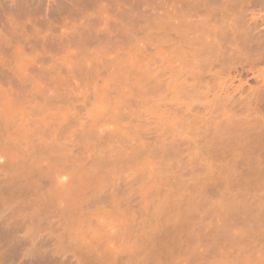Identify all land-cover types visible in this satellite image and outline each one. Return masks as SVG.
<instances>
[{
    "label": "rangeland",
    "instance_id": "374dc122",
    "mask_svg": "<svg viewBox=\"0 0 264 264\" xmlns=\"http://www.w3.org/2000/svg\"><path fill=\"white\" fill-rule=\"evenodd\" d=\"M8 1H10V0H6L4 2H3V0L0 1L1 4H3V3L5 4V6H4V4L3 5L0 4V7L2 6L1 7L2 10L0 8V15H1L0 16L1 17L0 18V20H1L0 21L1 22L0 23V29L3 30L6 28L9 30L12 28L11 25H14L13 27H17V28H15V29L12 28V30H15V33L13 31L9 30L11 32L10 33L7 30L9 32L8 34H7L6 29H5V32H3L4 30L3 31L0 30L1 31L0 37L2 36L3 40H4L3 41L2 37H1V41L3 42V45L1 44L2 42L0 41V47L4 48V49H0V52H2L0 54L2 55L5 52L6 53L4 55L7 54V56H5L6 58L2 55L4 57V59L1 58L3 61L2 60L0 61V80H1L0 81V87H1L0 90L4 91V92L0 91L1 92L0 93V128H1L0 129V132H1L0 133V155H1L0 156V264H178V263L179 264H182V263L183 264L184 263L190 264V262L191 263L193 262L192 264H223L222 262H224V264H236V263L239 264V262H240V264H243V262L245 263V261L247 262V264L248 263L252 264V262L254 260H257L258 258L261 259V260L258 259L259 263L264 264V262H260V261L264 260V258H263L264 256H262V255H264V251H263L264 249L260 248V245H261L260 242L262 241L264 243V239H263L264 235L262 236V234H264V232H263L264 231V224H260V225L258 224L261 227H256V225H255L256 222L259 223V220L264 216V211H263L264 210V171H263V169H264L263 168L264 167V138L259 140L258 142L254 139L256 141V147L253 145L255 143L254 140H252L253 143L249 142L250 145L253 146L252 147L253 150L250 148L251 146L248 143L243 144L245 146H241V147L238 146L241 150H245L246 152L250 151L249 155H251L250 153H252L251 156L252 157L254 156V159H256V160L251 161L250 159H253V158L250 157L249 155H247V156H249L250 159H248V157H246V158L243 157L244 155L246 156V152L242 156L239 155L241 153H238L237 158H238V156L239 157L241 156L243 158L242 162H240V160L242 158L240 157V159L238 161V159L235 158L234 156L233 157L231 156L230 161H229V157H230L229 155H232V153L226 154L225 152L228 149H226L225 148L226 146H224V145H223L224 146L223 149H226V150H224L225 152L223 150H221V148H222L221 145H220L221 148L218 149V151H217V149L216 150L214 149L215 151H217V155H220V156H219V160L217 158V155L213 159L212 155L215 152L213 150V147L217 148V146H215L211 143L209 144L210 141L208 142V141H206V139H205L206 143H205V141L203 142L204 139L202 140V138L205 137V135H204L205 133L200 134V132L202 130H204V132H205L206 128L211 130V131L207 130V132L213 133L215 131V124H216V126L218 125V127H219V125L220 126L222 125V123H221L222 119H223V123H224L226 118L227 119L230 118L229 115H228L229 117L225 118L226 115L220 114V111H222V110H223V113H224V111L226 113V110H224V109H226V107H224L225 103H226L225 106H227V112H233L234 110L237 111L238 109H240L239 107H242L243 108V109L241 108L242 110L246 109L248 111L249 108L247 109V106L249 105V107H250L253 105L251 108L253 109L255 107L257 110L259 109L258 107L260 106L261 107L260 112H262V115H264V101H263L264 90H262V89H264L263 88L264 86H262V81L264 83V80H262V79H264V75H263L264 71L260 70L261 68H264V61H263L264 56H262L259 59V58H257L258 54L253 53L252 55L250 54L251 57L250 56L249 57L248 56L239 57V58H241V59H237L239 64L237 61H236L237 63L236 62L233 63L231 61L233 63V64L232 63L231 64L233 66H236L235 68H233L234 70L231 69L232 66L230 67L229 64L224 65L225 67L222 66L224 71L222 69H220V66L217 65L219 67L218 69H220V71L217 69L219 71V73L221 72V70L224 72V73L221 72L220 74L218 72H216V73H218V77L217 76L216 77L222 81V82H220L221 84H218L219 79L217 81L215 76H214V74H216L215 71H217L215 69V68H217L215 66L216 63L214 65L215 68L212 66L213 67L212 68L213 69L212 74H211L212 70L211 69H210L211 71L209 70L210 67H207V70L210 71L209 74H211L212 76L208 75V73H207L208 71L206 69H205L206 70L205 73H203V72L201 73V71H203V70L198 71L194 68V70H195V72H194L193 68H192V67H194V65H191L192 66L191 67L190 64L185 66V65H182L181 63H179L183 60V58H181V56H179L180 51L177 52L178 56H176L175 55L176 53L174 54L173 49L171 48V45H172L170 43L171 37H169V39H168V36L164 35L167 32H170V31H168L169 29L166 27H162V30H163V28L167 29V31L163 32L159 28H158V30L155 29L158 27L157 25H156L157 27H155V28L153 27L154 26L153 23H155V20L157 18L156 17L157 14H160L161 11L163 10L162 7H164V5L166 4L164 8H166V6H167V9L169 8L168 6H170V4L167 0H165L166 2L163 0H153L152 2H150L151 0H135V2H137V4H139L141 6V7L137 6L139 8H136V6H135V8L138 9L137 11L139 14L137 13L136 9L134 8V5H135L134 0H131V3H128V1H130V0H127V1L123 0L126 3H121L122 0H120L118 3H121L122 5L128 4V6H129V4L131 5L133 3L134 5L132 4V6H133L132 9H134V12L137 13L139 17L136 14H134V15H136L137 19H139V22L141 19L143 21H141L140 23L138 22V24H136L137 23L136 18L132 14L133 10L129 12V10H131V6L126 7L124 5L125 8L123 9V12H124V10L129 12L128 13L129 15H127L125 12L126 17L128 16L127 18L129 19V16H132V18H134V19L130 18L131 21L129 20V22L127 23V21H128L127 18L126 17L124 18L125 15H123L124 20H122V17H121L122 15L121 16L118 15L119 19L121 18L120 21L121 20H122L121 22L124 21L123 25L126 26V30H124V31L122 30V33L124 32L123 36H125V38L127 39V36L124 35V34H127L126 31L127 32L131 31L133 26L137 25L136 28L134 26L135 31L133 30V32H132L134 34H132L130 32H128V33L132 34L129 36H132V37L135 36V38L137 37L138 39L133 38V39H135L134 40L135 43L132 42V44H133V46H132L131 41H133V39L130 40V38H129L128 42L130 41L129 42L131 44V46H130V44H128V42L126 43L127 40L125 41L124 40L125 38L123 37V39L122 38L121 39L123 41H125V43H122V41H121V44L118 47H115V46L113 47L114 43L112 44V46H111V44H109V42L107 44H105V41H109V40H110V43H111V40H112V42H114V38L113 37L109 38V36L118 35V33L122 29L120 27H122L123 25L120 24L121 26L119 27V24L117 22H120V21L118 20V17L116 14L115 15L117 17V22L116 23L112 22V23L115 25V27L117 29H120L118 32H116L114 34L113 30H111V32L109 31L111 28L112 29L115 28L112 26L113 24L108 25V26L111 25L110 29L108 28L107 25H102L100 28V29L105 28V31L103 29H102L103 31L101 30L102 32H106V33L110 32L111 33V34L109 33L110 35L108 34L109 36L107 35L108 39L106 38L107 36H105L106 33H104L103 34L104 36H103L101 34L102 32L99 29H98V31L100 34H97V35H99V37H98L96 35L97 28H95L96 29L95 30L94 29L95 26H93L96 23L94 21H97L98 27L101 24H103V20H105V22H107V20H108V23L111 20L116 21V20L110 19L109 17L111 16L112 13H114L113 11H115V13L117 12V10H115L114 7L115 6L117 7L118 3L116 1H118V0H116V1L113 0L114 1L113 7H110L111 2L113 3V1L108 0V3H107V2H104V0H103L102 5H105L104 8H105L106 12L109 9L114 8L112 12H110V10H109L107 13L106 12L101 13V11H102L101 7L102 6L100 3L102 0L101 1L100 0H92V1L91 0H85V1L81 0L80 2L82 4L77 3V1H71V0H70V2H72V3L70 4V2H68V0H63V1L61 0L62 6L60 4L61 1L58 0L59 6H61V7L58 6V3H56L57 5L54 3L57 0H55V1L52 0V3L55 4V5L52 4L54 7L53 6L50 7V5H48L49 2L51 3L50 0H39V1H41L40 3L43 4L44 6L46 4V6H45L46 8L43 5L40 6L39 1H38V3H39L38 4L37 0L36 1H34V0H32V1L31 0H27V1H25V0H23V1L22 0H11V1L15 2L11 5L18 3V6L14 5V8L16 6L15 9L14 8L12 9V6L9 4L10 2H8ZM21 1L23 4L26 2L27 7L25 6V4L23 5V6H25V8H23L21 6L19 7V5H22ZM29 1L31 4L29 3ZM86 1L87 2L90 1L89 3L93 2V4H89L86 6V4H88ZM161 1H162L163 5H162ZM224 1L226 2V0H224ZM32 2L37 7L34 6V4ZM47 2H48V4H47ZM63 2L69 3L70 6H68L69 4L68 5L64 4ZM73 2H74V4H77V5H74ZM158 2L160 3V5ZM225 2L222 4L221 9L226 8V9H228L227 11H231L229 8H230V6L234 5V3H232V2H235V0L234 1L233 0L228 1V2H231V3H229L230 5H228L227 2L225 4ZM6 3H7V5H6ZM115 3H116V5H115ZM95 4L98 6H101L99 8V10H97L98 7L96 8V6L94 7V10L91 9L92 8L91 5L93 6ZM121 4H120V6H121ZM29 5H32L33 7L31 6V8H29L28 7ZM78 5L79 6L82 5V7H83L80 9L83 11H81V12H79L80 10L78 11L80 14H78L76 12V9H78V8H76L75 6L78 7ZM227 6H228V8H227ZM234 6L232 8H235ZM41 7L42 8L44 7V8L41 9ZM49 7L50 8L53 7L52 11H51V9H49ZM57 7H59V8H57ZM63 7H65V8H63ZM67 7H69L68 8L69 10H66ZM122 7L123 6H121V8ZM20 8L22 10H20ZM26 8H29V9L34 10V11L35 10L37 11V9H38L39 17L43 13L42 16L44 17L43 18L44 22H40L41 21V20H39L40 18L31 19V17L37 18L38 13L34 14L35 13L34 11L29 12V9L26 10ZM62 8L64 10H62ZM74 8H76L75 13H77V15H74L75 14L73 12ZM117 8H118V10L120 9V7H117ZM152 8L155 10H153ZM159 8H161V11ZM16 9L18 11H15ZM53 9L55 11L58 10V12H59V9H61L62 12L60 11L61 13L60 12L57 13V11H56V13H52V12H54ZM85 9L87 10L86 12H84ZM167 9H165L164 12H166ZM3 10H5V11H3ZM8 10L10 11V14H9ZM23 10H26L25 11L26 14H27V11L29 12L28 14H31V12H32L31 15L34 14V16H31V17L29 16L31 20H27V21L23 22V20L29 19V17L25 18L28 14L26 15L25 12L22 13ZM42 10H44V12ZM89 10L91 13L89 12ZM63 11L68 12V13L66 12L67 16L65 13H63ZM92 11H94V12H92ZM103 11H104V9H103ZM119 11H120L119 13H121L122 10L120 9ZM3 12H5L4 14H5V17L7 18V20L3 16L4 15ZM13 12H16L14 14V20L16 19L18 21L17 18H21V21H20V19L18 22L14 21L15 23L17 22L16 23V24H18L17 26H15L16 24L13 23V20L11 21L12 22L11 23L8 19V16L9 15L11 16V14H13ZM18 12H19V14H17ZM40 12H41V14H40ZM47 12L51 15V17H50V15H47V17H48L47 19H49V17H50V19L53 20V18H54L53 21L50 19L49 20L51 22H49V20L46 21L47 20L46 14H48ZM153 12H155V13H153ZM81 13H82V15H81ZM85 13H87V14H85ZM100 13L102 14V17L99 16ZM23 14H24V16H23ZM54 14H59L62 17H60L59 15H54ZM83 14H84V16H86V15L89 16V17H87V16L86 17L90 19V20L88 19L91 23L90 25L93 24L92 25L93 27H91V28H93V30H95L94 34L96 37L99 38V41H102L101 38H103V37L106 38V40L103 39L104 44L102 41V44L101 45L97 44L98 46L96 47V44H93L95 42L90 43L95 37L93 36L94 37V38L92 37L93 39L90 38L93 35L92 30L91 31L88 30L89 28L83 29V27L85 26V24L87 22L86 20L84 21ZM155 14H156V16H155ZM15 15H17V17ZM18 15H19V17H18ZM79 15H81L82 18H80ZM105 15H106V18H105ZM152 15H154V16H152ZM70 16H72V17H70ZM74 16H75V19H74ZM77 16H79L80 19ZM116 17H113V18H116ZM154 17H156V18L154 19ZM162 17H163L162 18L163 21L166 22V20H165L166 17H164V16H162ZM4 18H5V21L3 20ZM11 18L13 19V17H11ZM11 18H10V20H11ZM22 18H23V20H22ZM60 18L61 19L63 18V19L61 20ZM67 18L68 19L70 18V20L68 21ZM91 18L96 19V20L93 21V19H91ZM100 18H105V19L102 20ZM99 19L102 21L101 24H100ZM151 19L154 20V22ZM160 19L158 21H160ZM162 19H161V21H162ZM34 20H37L39 23H37V21H34ZM78 20H79V22H78ZM132 20L133 21L135 20V22H133L134 24L131 23ZM32 21H34V23H36L38 25L36 26V24H33ZM54 21H55V23H52ZM89 21L87 22L88 24H89ZM148 21L150 23H148ZM158 21H156L155 24H157ZM252 21L257 26L256 30L253 33H255L258 41L260 40L259 42L264 44V40H263L264 39L263 38L264 37V8L261 10L259 9V11L254 12V15L252 16ZM3 22L5 25L3 24ZM8 22L10 23L11 28H10V26L8 27V25H9ZM30 22L33 24L34 27H32V24H30ZM7 23H8V25H7ZM44 23L47 25H45ZM50 23H52L53 26ZM145 23H148V24H145ZM39 24H42V25H39ZM64 24H65V26H64ZM67 24H69L70 26ZM77 24H79V25H77ZM80 24H81V26H80ZM116 24H118V26H116ZM130 24H133V26ZM48 25H51L50 26L51 28ZM129 25L131 26V29H128L130 27ZM21 26H23V27H21ZM29 26H31L32 29ZM43 26L46 28L47 27H49V28L45 29ZM60 26H61V28H60ZM147 26H149V27H147ZM66 27H69V28H66ZM36 28H37V31L42 30L41 32L43 34L40 33L41 34L40 35V34H38L39 32H37V34H36L35 33L36 31L34 32V30H36ZM106 28H107V30H106ZM116 28L114 30H116ZM59 29H61V30H59ZM77 29L79 31L81 29V31H82V32L80 31L79 34L83 33L80 35L81 38L87 34V37H89L91 39V41L89 39V41H90L89 42L87 40L88 38L85 37L86 39L84 38L83 40H85L86 43L83 41L84 42L83 45L86 44L87 47L89 46L88 48H90V49L92 48V46L93 47L95 46L96 49H99V50H96L94 48H92L90 50L87 48L88 51L86 50V52H84L83 50L86 49V46L84 45V49H83L82 43H81L82 47H80V48L83 50H81L79 48L80 43L79 44L74 43L75 41H78V42L81 41L82 42V40L80 38H79L80 40L79 39L77 40V38H76V37H79ZM123 29H125V27ZM30 30H33L34 33L32 31L30 32ZM52 30L55 31V33ZM86 30H88V33L91 32L90 36H88V33ZM136 30H138V31H136ZM159 30L163 33L162 34L163 39H160V42H159V39L158 40L156 39L158 37V36H156V34L157 35L159 34V36H161L160 35L161 33ZM84 31H86V33ZM259 32H260V34H258ZM25 33H29V34L32 33V35L27 34V35H29V37L30 36L33 37L34 36L33 34H36L35 36L37 37L38 40L36 39V37H34L32 39V41L30 39L31 37L30 38L24 37V38H22V39H24V41L21 39L22 42H20V38L17 36H24ZM84 33H85V35H84ZM122 33L120 32L121 35H122ZM10 34L11 35L14 34V36H11L12 40H10V42H9V39H11ZM112 34H114V35H112ZM3 35H5V37ZM6 35H9V37H6ZM37 35H40L42 38H39ZM76 35H78V36H76ZM100 35H101V37H100ZM47 36H48L50 43H48V39L46 38ZM65 36H66V38H68V41L65 38ZM73 36L75 37L74 38L75 41H73L71 44V43H69V41L74 40V39H72ZM169 36H171V35L169 34ZM162 37H160V38H162ZM15 38H17V39H15ZM50 38H52V39L54 38L57 41L53 42L54 40H52ZM98 38H96V39H98ZM25 39H28L27 42H29V41L30 42L27 43L25 41ZM40 39L43 40V42H41L42 44L40 43V41H41ZM96 39H94V41ZM16 40H18V42ZM33 40H35V41H33ZM50 40L53 43H57L59 41L60 42L59 47L57 48L58 43L53 44V45H55V46H53L52 42ZM153 40H155V41H153ZM7 41H8V43L11 44V46H12V44L14 46L16 45V48L19 45L18 48L16 49L17 51L20 48H23L22 46L25 45L26 47L31 46L30 49L33 47L32 49H34V52H33V50L29 51V48L27 49L24 46V48H23L24 54H23V49H21L18 53H16V50L13 48L14 47L13 46L12 49L15 50V53L17 54V56L19 55V57L22 59V61H18L20 58L17 57L15 55V53H14V55L17 58L14 56V58L12 59V57H10V56H12V53L14 52V50H13V52L11 51L12 52L11 53L9 50L10 49L9 47L5 48V46H8V45L10 46V44H8V45L5 44V43H7ZM13 41H15V42H13ZM16 42L18 43V45ZM36 42H37V44H36ZM115 42H116V44L120 43V38H119V41L116 40ZM30 43H32V44H30ZM46 43H48L52 47L51 46L47 47ZM96 43H99V42H96ZM136 44H138V45H136ZM39 45L40 46L43 45V47L41 48ZM62 46H63V48H60ZM75 46H78V47H75ZM35 47H37L38 49ZM46 47L48 49H45ZM98 47H100V48H98ZM51 48L52 49L54 48V49L51 50ZM112 48H113V50H112ZM35 49H37V51ZM44 49H45V51H44ZM128 49L130 51H128ZM171 49H172V51H171ZM80 50H81V53H80ZM126 50L128 51V53ZM21 51H22V53L19 54ZM90 51L95 53L94 57H93V55L89 54V53H92ZM8 53H9V57L11 60L8 57ZM51 53H53V54H51ZM82 53H83V55H82ZM86 53L89 54L90 59H88V60L84 59V62L86 61V64H85V63H83L82 59L86 58V56H87V58H89L88 55H86ZM96 54H98V55H96ZM117 54H118V56H117ZM172 54H174V55L172 56ZM1 55H0V57H1ZM91 56H92V58H91ZM172 57L175 60H177V61L179 60V61L174 62V59ZM177 57H179V58H177ZM180 58L182 60H180ZM262 58H263V60H262ZM14 59H15V61H14ZM109 60L111 62H109ZM118 60H120V61H118ZM197 60H198V58H197ZM233 60L235 61V59H233ZM260 60H262V61L260 62ZM12 61H14V62H12ZM4 62H6V63H4ZM95 62L98 64H95ZM123 62L125 63V65L123 64ZM259 62H260V64H259ZM112 63H113V65H112ZM175 63H176V66L179 67V69L177 67V69L179 71L181 69H184L182 71L190 70V71H192V73L188 71L187 76H186V74H183L182 71L177 72V70L175 69ZM76 64L80 65V67H78ZM107 64H108V66H107ZM256 65H257V67H256ZM252 66L256 67V72L252 71V73L254 72L253 74H256L257 70H258V76L259 77H257V80H256V77L253 79V77L255 75L253 76V74L250 72L251 70H253L255 68V67L252 68ZM100 67H101V69H100ZM108 67H110V68H108ZM121 67L122 68L124 67V68L121 69ZM92 68H94L95 70H92ZM247 68L249 70L251 68L252 69L249 71ZM81 69L84 71L82 72ZM114 69L115 70L117 69V70L115 71ZM225 70H227V71L225 72ZM259 70H260V74H259ZM14 71H16V73ZM91 71L96 72V73L92 74ZM81 72H82V74H77V73H81ZM85 72H86V74H85ZM118 72H120V73H118ZM145 72H146V74H145ZM181 72H182V74H181ZM199 72L201 75L203 74V76H201V79H199L200 77H198V76H200ZM177 73L178 74L180 73L179 75L181 76V78L183 79V77H184L186 81L190 80L189 78L186 79V77H190L191 78L190 82H192V83H188V82H186V83L192 84V87L194 85V87H196V88L192 89V88L188 87L191 85L185 84V85H188V86H185L184 84H182L183 82L185 83V81H184V79H183V82L180 79H177L179 77V75L177 76ZM189 73H191L193 75H195V73H198L197 74L198 76L195 75L198 77V80H197V77H194L191 74H190V76H188ZM12 74H14V76ZM224 74H225V76H224ZM142 75H143V77H142ZM182 75H185V76L182 77ZM191 76L195 78V80L193 79L194 81H192ZM204 76H206V78ZM221 76L223 77L222 79H221ZM256 76H257V74H256ZM174 78H175V80H174ZM203 79H205V81H203ZM209 79H212V82L210 81L208 83ZM213 79H215L216 81H213ZM200 80L203 81L204 85L202 84V82H200ZM253 80H256V82L258 81L259 83L257 82V85H256L255 84L256 82ZM180 81L182 84L181 86H183V87L185 86V87L190 89V91H188L189 94H188V92H186V90H189V89L184 90V92L186 93L185 96L187 95V98H185V96H183L184 95L183 90H181L183 95L179 92L180 89L183 88L180 86ZM195 81L196 82L199 81L198 84H202L204 87L207 88V89L206 88L205 89L207 90V93H208L206 96V98L208 97V99L205 98L206 90L204 89V87L202 85H200L201 87L200 86L197 87V84H195L196 83ZM214 82L215 83L217 82V84H214ZM247 82H249L250 84ZM205 83H207V85L213 83L212 84L213 86L212 85L210 86L212 88L213 92L216 91V90H214L217 87L216 85H219V87H220L223 84L222 85L223 87H221L220 90L218 89L219 91L217 90V92H215L216 95L214 94L213 95L214 97H212V94H213L212 90L210 88V91H209V88H208V86L205 85ZM240 83H242V86H243V84H245L243 86L244 87L243 90L239 88L241 86ZM253 83L255 85H253ZM258 84L260 85V87L258 86ZM144 85H147V86H144ZM252 86H253V88L258 87L261 90L259 95L261 93H263V94H261L262 97H260L258 95L259 89L256 88V90H255V89L251 88ZM199 89H201V93H200V91H198L199 94H202L201 97H198V96H200V95H198V92H197V90H199ZM228 89H229V91H228ZM238 89H240L243 93L240 92V90H238ZM257 89H258V92H257ZM194 90L198 96H196V94H194V92H193ZM202 90H203V93H202ZM244 91H245V93H244ZM192 92H193V94H192ZM246 92H249V93H246ZM217 93L221 94L219 96L222 97V98L220 97L221 100L223 99L222 102H220L221 100L217 96ZM236 93L237 94L239 93V95H241L243 97L239 98L240 99L239 100L238 99L239 95H237ZM191 94L193 96V100L191 99V97H192ZM247 94L248 95L250 94L249 96H251L252 100L257 95L258 96L256 97V99H254L253 101L251 100V102H249V100H250L249 96H248L249 98L248 97L246 99L244 98L247 96ZM236 95H237V97H236ZM252 95L253 96L255 95V97L252 98ZM215 96H217L216 98H218L220 100L219 103L223 104V105L219 106L220 104L216 101V99H214ZM232 96L235 98H233ZM61 97L63 100L61 99ZM52 98H54V100ZM188 98H189V100H188ZM258 98H260V100ZM211 100L216 101L214 103L212 102L214 105H215V103H218V105L216 104V106H215V108L216 107L217 108L216 109L214 108L211 111V112L214 111L213 113H216L218 110L217 115L213 114V113L210 114L211 112H208L211 110V107L214 106L211 103ZM234 100H235V102H233ZM223 101H225V102H223ZM253 102L255 103V105ZM116 103L119 106L116 105ZM195 103H197V104H195ZM208 104H210V106L211 105L212 106L208 107L206 110H203L204 107L208 106ZM231 104H233V105H231ZM7 106H9V107L11 106L10 107L11 110ZM194 106H196V107H194ZM191 107H192V109H191ZM8 108L10 111L7 110ZM5 109L7 111H9L10 113H9V115L6 113L8 115L7 119L5 120V118H3V120H2L3 115H1V112H2V110L5 111ZM115 109H117V110H115ZM229 109H230V111H229ZM12 110H13V112H12ZM242 110H241V112H243V113L247 112L246 110L245 111H242ZM118 111H120V112H118ZM235 111L233 112V114L236 118L237 113H239L240 111L238 110L239 112L237 111V113ZM5 112H4V114H5ZM249 112H252V115L250 113V114H248V116L251 115L249 117H251V118L253 117L255 119L254 116L256 114L255 113L256 111L254 112V110H252ZM235 113H236V115H235ZM243 113L242 114L239 113L240 115L238 114L239 117L237 118V121H239V120L244 121L245 120L243 117ZM259 113H257V114H259ZM116 114H117V116H115ZM245 114L247 115V113H245ZM108 115H110V116H108ZM220 115H221V117H220ZM210 116L211 117L215 116V118L216 119L218 118V119L213 121V119ZM222 116H224V118H222ZM234 116H233V118H234ZM256 117H258V118L260 117V120H261L260 123L263 124L264 117H262V116H256ZM120 118H121V120H120ZM206 118H207V120H206ZM233 118H230V119H233ZM251 118H249L250 119L249 123L250 124L254 123V125L258 126V128L259 127L261 128V130H260V128L259 129L257 128V130L262 131V129L264 128V127L262 128V126H264V125L261 124V126H260V124L258 122L260 120H256V119H258V118H256L255 120L258 123L255 124L256 121L252 118V120L255 121V122H253L251 120ZM262 118H263V120H262ZM44 119H45V121H44ZM220 119H221V121H220ZM246 119L248 120V117ZM218 120L220 121V124H218V122H219ZM228 120H227L228 123H229V121H233V120L235 121V119L229 120V121ZM40 121H42V122H40ZM211 121H213L214 123L213 122L211 123ZM234 121L230 122V123H234ZM251 121L253 123H251ZM28 123H29V125H28ZM187 123H188V125H187ZM228 123H226V124H228ZM184 125H187V126H184ZM204 125L207 126L205 129H204V127H205ZM208 126H210V128H208ZM40 127H41V129H39ZM42 127H43V129H42ZM119 127H121V128H119ZM7 129H8V131H7ZM38 129H39V131H38ZM189 131L192 132L191 135H190ZM263 131H264V129H263ZM16 134H19V135H16ZM202 135H203V137H202ZM213 135H214V133H213ZM9 138H10V140H9ZM34 138H35V141H34ZM123 138H124V140H123ZM32 140H33V142H32ZM58 140H59V142H58ZM167 140L170 142V145H167L169 143ZM172 140L174 142H172ZM183 140H184V142H183ZM201 141L203 143H205L210 149H212L214 151V152H212L210 149L209 150L207 149L209 152L207 151L206 154L208 153L211 155L210 151L213 153L211 155V158H208L209 156L206 157V154H204V155L201 154V153H203L202 150L207 147V146L206 147L202 146L204 144H202ZM35 142H37V143L33 144ZM171 142H172V144H171ZM259 142H260V144H259ZM257 143L259 144L260 148L257 146ZM14 144H16V145H14ZM165 144H166V148L164 146ZM208 144L213 145V146L211 147ZM235 144L236 143L230 144V145L233 146ZM237 144H240V143H237ZM4 145H5V147L3 149ZM43 145H46L45 147H48L47 148L48 150ZM49 145H52V146L54 145L53 147L51 146L52 147V151H51L52 153L50 152L51 148L49 147ZM40 146H43V147H41V149H40ZM57 146L60 149L59 151H58ZM163 146H164V150L162 148ZM171 146H173L172 151L174 150L173 152L177 153L176 154L177 158H175V159L172 156H174V157H176V156L173 155L174 153L172 154V152L170 151ZM228 146H229V144H228ZM228 146H227V148L232 147V146H229V147ZM246 146L248 149L246 148ZM54 147H56L57 150ZM123 147L125 148V150H123L124 149ZM130 147H133V149L132 148L129 149ZM150 147H151V149H150ZM202 147H205V148H202ZM233 147H232V151H233V149H235ZM43 148H45L47 150V151H44L45 154L43 152ZM157 148H159V150ZM115 149H116V151H117V149L120 150L119 156L117 154L118 152L115 153V151H114ZM140 149L142 151H140ZM145 149L147 151L148 150H150V151L146 152ZM155 149H157V150H155ZM236 149H237V147H236ZM32 150H34V151H32ZM40 150H42L43 153L42 152L40 153ZM176 150H178V151H176ZM230 150L231 149H229L228 151H230ZM203 151H206V150H203ZM222 151L224 152V155L229 156V157H223ZM236 151H238V149ZM57 152L60 154H57ZM126 152H128L129 154ZM219 152H222V153H219ZM248 152H247V154H248ZM50 153H51V155H50ZM111 153L113 155H115L114 157H117V159H118V157L121 158L122 154H124L123 158H125V156L128 158L129 155H131L129 157L132 158V155H134L136 153L137 154L135 155V157L133 156V158H135L134 161H132L133 159L131 160L133 163H131V161L127 162L128 164L126 166H120V168H119V166H117V165L120 162V160H121L120 165L124 163L122 161L123 158L122 159L119 158L118 159L119 162H117L118 160L116 159L117 163H115V162H113L115 160L114 157H113L114 159L113 158L112 159L110 158V159H111V162H113L116 165H114L112 163L113 166H111L112 164L109 163L111 165L108 164V166H111V167H108L107 165L106 166L104 165L106 168L103 165L101 166V164L104 162L101 160H103L107 157L106 160L108 162L109 161V154L111 155ZM155 153H158V154H155ZM164 153L166 155L169 154L172 156L166 157V155ZM154 154L156 156H154ZM233 154H234V152H233ZM236 154H237V152H235V155ZM54 155H55V157H54ZM56 155H57V157H56ZM139 155H141V156H139ZM162 155L165 157H163ZM199 155H200V157H199ZM221 155H222V159L220 158ZM15 157H16V162L13 163L14 162L13 159H15ZM58 157H61V159ZM178 157H179V159H178ZM49 158H50V161H48ZM164 158H165V160H164ZM193 158H195V159L197 158V159L195 160ZM258 158H260V161L262 160L261 161L262 163L259 162ZM231 159H233V160H231ZM245 159L248 161H246ZM126 160H125V162H126ZM234 160L235 161L237 160L236 163L238 162L237 163L238 165L235 164ZM59 161H61V162H59ZM164 161H166L167 163H163ZM233 161H234L235 166H233V167L228 166V165L233 164ZM47 162H49V163H47ZM100 162H101V164H100ZM229 163H231V164H229ZM239 163L242 164V165H240V167H238ZM103 164H107V163L105 162ZM197 164H198V168H197ZM200 164L203 166H201ZM260 164H261V166L263 164V167H261ZM12 165H15L16 167L18 166L21 168L22 167L24 168V166H26V169L29 171V172L27 171L26 173L24 171V173L27 177H25V179H22L23 177H21L22 176L21 173L23 171L19 168L20 169L19 173H18V171H17V173L20 174V177L22 179L21 183H19L20 181H18L20 178V177H18V175L15 176V178L13 176L15 170H17L18 167L17 168L11 167V169H10L9 167ZM73 165H75L74 166L75 168L73 167ZM172 165H174V168ZM48 166H50V167H48ZM97 166H98V168H97ZM200 166H201V168H200ZM242 166H244V167H242ZM122 167H124V169ZM202 167H203V169H202ZM218 167H220V168H218ZM36 168H38V169H36ZM71 168H74V169H71ZM224 168H228V170L230 172L227 169H225V172H224ZM255 168H256V170H255ZM30 169L32 171H34V173L36 171L35 175H33V172ZM205 169L206 170L208 169L207 172L205 171ZM258 169H260V170H258ZM24 170H25V168H24ZM38 170L40 171L41 175H42V173L46 172L48 178L43 176V175L42 176L38 175V173H39ZM42 171H45V172H42ZM51 171H53V172H51ZM252 171H253V173H252ZM257 171H259L258 174H257ZM208 172H211L212 174L208 173ZM216 172H217V174H216ZM17 173L15 172L14 175H16ZM28 173L30 175H27ZM48 173L50 175H48ZM56 173H58L57 175H59V174L60 175L57 176ZM73 173L78 175V176L80 174H83L82 179H80L81 176H79V178L74 177ZM71 175H72V177H71ZM217 175H218V177L222 176L220 178V180H218L219 178L218 179L216 178V180H215L214 177H210V176L216 177ZM29 176H31V177H29ZM98 176L100 178H98ZM175 177H176V179H173ZM225 177H226V179H225ZM16 178L18 180H16ZM73 178H74V180H73ZM77 178L79 181L77 180ZM89 178L92 181V183L94 182L93 184L91 183ZM206 178L208 181H206ZM86 179H87V181H85ZM195 179H196V181H195ZM210 179H211V181H210ZM213 179L215 180L214 184L212 183ZM25 180L26 181L28 180L30 183L32 182V186L30 183H27L28 181L26 182ZM193 180H194V182H193ZM199 180L201 182H199ZM12 181L14 183L17 182L19 184H14ZM82 181H85L84 182L85 184ZM24 182L26 184H24ZM73 182L75 184L77 183L76 186H77L78 190L81 189L82 195L80 194V191L78 193V190L76 189L75 184ZM78 182L82 183L84 190H82V188H81L82 185ZM197 182H199V183H197ZM56 183H57V186L55 187L54 184H56ZM28 184H30V185H28ZM86 184L87 185L89 184L86 187L88 189L85 188ZM175 184H176V186L179 184H180L179 186H182L184 184V186H182V189L180 187V189L182 191H178L179 190L178 186L175 188V190L177 189L176 192H179V197H181L177 201H176V198H177L176 196L178 194L174 193V191H173L174 188L171 189V187H175ZM209 184H211V185H209ZM70 185L71 186L73 185L74 187L72 188ZM78 185H80V187H78ZM94 185H96V186L101 185L102 187H99L100 189L98 190L97 189L98 187L95 186V189L98 190V191H96V190L92 189V188H94L93 187ZM195 185H199V187L201 186L199 188V191H201V192L203 191L202 196L204 199L202 201L203 202L205 201L204 203L203 202L200 203L201 199L200 200H198L197 198L194 200L192 199L195 196V194L198 192L197 191L198 188H197V186L195 187ZM18 186H19V188L17 190ZM21 186H23V187H21ZM28 186H31V187L29 188ZM69 186H70V188H69ZM26 187H28V188H26ZM184 187H186L185 190L183 189ZM194 187H195V189L197 188L196 191H194V189H193ZM58 188L64 189V190H62V191H64V194L62 195L63 192L60 195L58 193H56V197H55L54 190L56 191V189H58ZM67 188L74 189V190L71 189L70 192L68 191L70 193V195H71V193H73V194L78 193L79 194V195L77 194L78 196L81 195L80 197H78V200H77V198H76V200H75V198L74 199L71 198L74 195H71L70 197L68 196L69 193H67ZM205 188H210V190L209 189L204 190ZM213 188H215V189H213ZM76 190H77V192H75ZM72 191H74V192H72ZM17 192H19V193H17ZM59 192H61V191H59ZM168 192L169 193L171 192V193H170V195L167 196ZM207 192H208V194H207ZM48 193H49V196L47 195ZM199 193H197V194H199ZM12 194L14 195L13 196L14 198L12 197ZM18 194H19V196L20 195L22 196V198H21L22 202L20 200V202H18V203L10 204L11 202L15 201L16 197L17 198L19 197ZM52 194L54 195L55 198L52 197L53 196ZM189 194L190 195L194 194V196L191 198L189 196ZM7 195H9V196H7ZM45 195H47V196H45ZM206 195L208 196L209 199H207L205 197ZM26 196H31V197L28 200V197H26ZM66 196H67V198L65 199ZM165 196L166 197L171 196L173 198L169 200ZM188 196L190 197V199ZM7 197H10V199L12 198V201ZM74 197H76V196H74ZM185 197H186L187 201H185V203H184L183 199ZM5 198H6V201L8 204L5 203L6 201L4 202ZM45 198H47V200ZM165 198L167 199V201L165 200ZM230 198H232V201L234 200L236 202L235 203H234V201L232 202L230 200ZM32 199L34 200V203L30 202ZM49 199L51 201H54V202H51ZM238 199L240 200V202L243 199L245 200V201H243V204L241 203L242 209H244V210H242L240 207L241 205H239L240 209L237 207L236 211L238 210V212H240V215L238 212L237 213L235 212V214H233L234 211L231 212L229 209H228L229 210V212H228L227 208H230L229 207L230 204H228V202L232 203V208H233L234 204H235L234 207H236V203H239ZM17 200L19 201V199H17ZM25 200L27 202H25ZM71 200L72 201L75 200L73 202L74 204L70 203ZM195 200L196 201L198 200V201L195 202ZM209 200L211 203H209ZM226 200H228V202ZM259 200H261V201L259 202ZM8 201H10V203ZM175 201L177 202V204L175 203ZM3 202H4V204H3ZM47 202H50V203L48 204ZM159 202L160 203L162 202L161 203L162 205ZM163 202L166 205L165 204L163 205ZM166 202H168V203H166ZM186 202H188V203L190 202V204L193 203L192 205H194L195 208L199 204V206H197V208H198V211H200L201 213L204 211L206 213L209 211L213 212V209L215 208L214 210H216L217 206L213 208V206L211 204L213 203L214 206L216 204H218L219 206L217 207V210L220 213H217V210L215 211L216 213H211V214L209 213V215L213 214L212 215L213 217L207 215L208 213L206 215H205V213H203V217H202L201 214L198 215L200 212L197 213V211L193 212V213H189L190 212L189 210L193 209L194 206L192 208V206L190 207V205L187 204ZM194 202L198 203V204L196 205ZM244 202H246V204ZM35 203H38V204H35ZM42 203H44V204H42ZM158 203H159V205H158ZM174 203L177 206V208L173 205ZM223 203L226 206L225 205L223 206ZM168 204H171V206H169V207L172 208V210L174 209L173 207H175L174 211L167 209ZM183 204H185V205H183ZM201 204H204V207L206 204H208L210 206L209 208L207 207L208 209L206 208L208 211L206 209L204 210L203 205H201ZM200 205L202 206L204 211L199 208ZM245 205H248V206H245ZM161 206L163 208H166L165 211L167 213H168L167 210H170V212L172 211L171 213L167 214L168 216L166 215L167 218L164 216L165 220L162 217L164 210L161 211V209H160ZM220 206H221V209H223V210H221L219 208ZM156 207H158V212H161L160 214L158 212H156L157 213L156 215L154 214L153 211L157 210ZM178 207H180L182 210L179 209ZM243 207H245V208H243ZM187 208H189V209H187ZM176 209H179V210H176ZM254 209H255V211H254ZM180 210H181L182 214H181V212H179L180 213V215H178V217L180 218L179 219L178 217H175V215ZM185 210H188V211L186 212ZM219 210H221V211H219ZM41 212H43V214H41ZM247 212H249V214H253L255 218L258 217L257 218L258 221L256 219L251 220V218H254V217H252L253 215L249 216ZM184 213H187L190 216H193L194 218L197 217V218L194 219L192 217L193 218V219H191L192 222H190V220H188V218H187V216L189 217V215L186 216V214H184ZM221 213H223L224 215ZM164 214H166V213L164 212ZM170 214H172L174 217L173 216L171 217ZM214 214H218V216H215ZM227 214L228 215H231V214L235 215L234 216L235 219L233 218L232 215H231L232 216V218H231V216H228ZM237 214H238V216H237ZM226 215L228 216V218H230L229 219L230 221L228 220V218L226 219V217H225ZM243 215H246V216H243ZM168 217L171 218V221L169 220ZM219 217H222V218L220 219ZM246 218H249V219H246ZM166 219H167V221H166ZM175 219L179 220V222L182 220L184 222L183 224L185 225V229H187V230L189 228L188 227L189 222H190V225H193V223L195 222V224H194L195 227L193 228L194 225L192 226V228L190 226L188 231L183 232L185 230V229L182 230L184 228L183 227L184 225L183 224L181 226L179 225V224H181L182 221L180 223H178ZM224 219H225L226 223L224 222ZM231 219H233L234 221L232 222ZM187 220L189 222H187ZM247 220H251L252 225L249 223L250 221H247ZM244 221H246V222H244ZM230 222H231V224H229ZM173 223H175V224L173 225ZM219 223L221 224L220 228L221 227L223 228V226H225V224H227L224 227L227 235L225 236V239L223 240V242H222V239L220 238V236L217 235L220 232L217 230V229H220L217 227V225L219 226ZM233 223L236 226L235 225L233 226ZM244 223L249 224V229H246L247 225L245 227ZM154 224H156V225H154ZM222 224H223V226H222ZM173 226H175V228L177 230L179 229V231H178L179 239L176 238V236L178 237V233L176 236L173 235V234H176V232H177V230ZM171 227H173V228H171ZM180 227H183V228L181 229ZM244 227L246 230H248V231H246V233L248 232L247 233L248 236H247V234H246V236H244V234H243V232H245ZM169 228H171L173 230L175 229L174 232H173V230L171 231V229L169 230ZM195 228H198V229H195ZM180 229L182 232H180ZM214 230L218 231V232H214L217 236L216 235L214 236V233H213ZM193 231H194V233H193ZM252 231H253V233H252ZM229 232L231 233L230 235H228ZM249 232L252 234V236L254 238L250 235ZM192 233L196 237H193ZM161 234H163V235H161ZM167 234H168L169 238L167 236L164 237ZM183 234H186V236H184ZM189 234H191L190 236H192V237H190ZM238 234L239 235L243 234L244 238L246 239V240L242 239L243 241L249 240L247 238H250V239L253 238L254 240L251 239V242L252 241H254L255 243L257 242V244H255V245H257L256 248L254 247L255 250L252 251L253 247L251 249L247 248V247L244 249V247H245L244 245H246V244H244L245 241L242 242L243 244H241L240 243L241 241H238V239H241L243 236L242 235L240 237L238 236L239 237L238 238L237 237ZM152 235H154V237H153L155 240L154 242H153ZM182 235H183V237H182ZM202 235H203V237H202ZM235 235L238 238L237 239L238 243H236L237 241H234L235 243H233V241H232L233 239L236 240V238L234 237ZM158 236H160V238ZM162 236L164 238H162ZM249 236H251V237H249ZM256 236H257L258 240H256V238H255ZM155 237L157 239H155ZM173 237H175V239ZM187 237L188 238L190 237L189 242H188ZM217 237H219L221 240H218ZM227 237H228V239L230 237L232 240L229 239L230 242L227 241L228 240ZM167 238L170 241L167 240ZM191 238H195L194 241L197 242L195 244L197 245L198 248L195 247L196 245L193 246L194 243H192V242H194V241ZM176 239H178V240H176ZM213 239L215 241L216 240L217 241L214 242ZM137 240H139V241H137ZM174 242H176L177 244H174ZM219 242H221V243H219ZM224 242H225V244L223 245L222 243H224ZM167 243H168V245H167ZM190 243H192V244H190ZM245 243H247L249 245V247L251 246L250 241L249 242L247 241ZM133 244L136 247L133 246ZM220 244L225 246V248H222ZM186 245L188 248L186 247ZM198 245H200V246H198ZM248 245H246V246H248ZM255 245H252V246H255ZM132 246H133V249H132ZM143 246H145V247H143ZM190 246L192 247V249ZM170 247H171V249H170ZM193 247H194L195 251H194ZM234 247H235V249H234ZM257 248L262 249L261 251H259L262 254V255L260 254L261 258L258 255L259 252H258ZM188 249H190V250H188ZM238 249H240V250H238ZM243 249L244 250L248 249L252 253L249 252L250 254L247 255L246 254L247 252L246 251L244 252ZM161 250H162V252H161ZM192 250H193V252H192ZM196 250H197V252H196ZM185 251H187V252H185ZM135 252H136V254H135ZM168 252L170 254H168ZM179 252H181V253H179ZM188 252H192V253L196 252L197 255H195V256L197 257V259H196V257H193L194 255H192V256L190 255L192 253H188ZM198 254H200V257L198 256ZM255 254L258 255V258ZM240 255H241V257L244 255H247L248 258H250L248 260L249 262L247 260H245L248 258L245 257V258L241 259ZM254 255L256 256L255 258H257V259L253 258ZM169 256H171V257H169ZM188 256H191V258L189 257V259H192V260L189 261V259H187ZM251 258H252V260L253 259L254 260L252 261ZM170 259H172V260H170ZM187 260H188V262H187ZM250 260H251V262H250ZM257 263H258V261H257ZM253 264H255V263H253Z\"/></svg>",
    "mask_w": 264,
    "mask_h": 264
},
{
    "label": "bare ground",
    "instance_id": "6f19581e",
    "mask_svg": "<svg viewBox=\"0 0 264 264\" xmlns=\"http://www.w3.org/2000/svg\"><path fill=\"white\" fill-rule=\"evenodd\" d=\"M0 1H1V0H0ZM4 1H6V0H3V2H4ZM22 1H23V0H22ZM22 1H21V3H22ZM25 1H27V0H25ZM31 1H32V0H31ZM34 1H36V0H34ZM38 1H39V0H37V3H38ZM50 1H51V3L49 2V4H48V2H47V4L50 5V7L53 6L52 4H54V3H55V4L58 3V6H59V1H58V0H57V1L54 0V1H55L54 3H52V0H50ZM60 1H61V0H60ZM62 1H63V0H62ZM62 1L60 2V4L62 3ZM71 1H77V3L82 4V3L80 2L81 0H71ZM84 1H85V0H84ZM91 1H92V0H91ZM100 1H101V0H100ZM110 1H113V0H110ZM110 1H109V2H110ZM115 1H116V0H115ZM119 1H120V0H118V1H116V2L118 3ZM124 1H127V0H124ZM124 1L122 0L121 3H126V2H124ZM152 1H153V0H151L150 2H152ZM163 1H165V0H163ZM167 1H168L169 4H170V6H168L169 8L167 9V6H166V8H164L165 5H166V4L164 3L165 5H164V7H162L163 10L161 11V8H159L162 14H161V13H160V14H157V16H156V14H155V16H156L157 18L154 17V19L156 18L155 23H156V21H158L160 18L162 19V18H163L162 16L166 17V19L164 18V19L166 20V22H164L163 19H162V21H161V19H160V21H158L157 24L153 23V24H154L153 27L155 28V27L158 26V27L155 28V29L158 30V28H159V29H161V31H163V32H164V31H167L166 28L169 29L168 31H170V32H167V33L165 32L166 34H164V35H167V36H168V39H169V37H171V41H170V43L172 44V45H171V48L173 49L174 54L176 53V54H175L176 56H178V55H177V52L180 51V52H179V53H180L179 56H181V58H183V60L180 58V60H182V61L179 62V63H181L182 65H185V66H186V65H189V64H190V66H191V65H194V67L191 66V67L193 68V71H194V72H195V70H194V68H195V69L198 70V71L203 70V71H201V73H202V72L205 73L206 70H207V67H210L209 70H210V69L212 70V71L210 70V71H211V74H212V72H213V69H212V68L214 67L215 63H216L215 66H216L217 68H215V67H214V68H215L216 70L219 68L218 66H220V69L223 70V67H225L224 65H226V64H229L230 67L232 66L231 69H233V68H235L236 66H233L232 64L235 63V62L237 61V59H241V58H239V57H244V56H248V57H249L250 54L252 55L253 53L258 54V57H257V58H259V59H260L262 56H264V44L261 43V42H259L260 40L258 41V39H257V37H256V35H255V33H253V32L256 30L257 26H256V24H254L253 21H252V16L254 15V12H255V11H259V9L261 10V9L264 8V0H235V2H232V3H234L235 6H234V5H233V6H234L235 8H232L233 6H230V8H229L231 11H227L228 9H226V8H225V9H221L222 4L225 2L224 0H167ZM228 1H230V0H226L227 4L230 5L229 3H231V2H228ZM233 1H234V0H233ZM3 2H2V3H3ZM8 2H10V3H9L10 5L13 4V3H15L14 1H11V0L8 1ZM11 2H12V3H11ZM40 2H41V1H39V3H40ZM44 2H45V1H44ZM66 2H67V1H66ZM66 2H63V3L68 5L69 3H66ZM68 2H70V0H68ZM86 2H87V1H86ZM89 2H90V1H89ZM89 2H87L88 4L85 3L86 6L89 5V4H93V2H92V3H89ZM102 2H103V0H102L101 3H100L102 7H101V6H98V5L95 4V5H93V6L91 5V7H92L91 9L94 10V7L96 6V8L98 7L97 10H99V8L101 7V8H102V11H103V9H104V11H103V12L101 11V13H105V12H106V11H105V8H104L105 5H102ZM104 2H107V3H108V0H104ZM134 2H135V0H134ZM148 2H149V1H148ZM148 2H147V3H148ZM165 2H166V1H165ZM226 2H225V4H226ZM29 3H30V1H29ZM29 3H28V4H29ZM32 3H33V2H32ZM35 3H36V2H35ZM37 3H36V4H37ZM39 3H38V4H39ZM71 3H72V2H70V4H71ZM75 3H76V2H75ZM98 3H99V2H98ZM98 3H97V4H98ZM121 3H118V4H117V7H120V9L122 10L121 13H119V12H120V11H119L120 9L118 10V8L115 6L116 3H115V5H114V6H115V7H114L115 10H117L116 13H115V11H113L114 8H111L112 10L109 9L110 12H112V11L114 12V13H112L113 15L111 14V16H110L109 18H110V19H113V20H116V21H112V20H111V21H110L111 23H110V22L108 23V20H107L108 18H107V19H106L107 22H105V20H103V19L106 18V15H105V18H100V19L103 20V24H101L102 21L99 19L101 25L98 27V26H97V24H98L97 21H94V20H96V19L91 18V19H93L94 22H96V23H95L96 25H95V24H94V25L92 24L93 26H95L94 29L97 28V30L95 29L96 32H97L96 35H97V34H100L99 31H98V29H99L100 31H101L102 29L105 31V28L100 29L102 25H107V26H108L109 24L116 23V22H117V17H118V20L120 21L121 18L119 19V16H121V15H122V16H121V17H122V20H124V18L126 17V14L129 15L128 13H129L130 11H132V10H133V11H132V14H133V15L136 14V15L138 16L139 13H138V11H137L138 9H136V8H139V7H137V6H140V5L137 4V2L134 3L135 5H134L133 3H132V4L134 5V8H135V6H136L135 9H136V11H137L138 14L134 12V9H132V7H133L132 4H131V5L129 4V6H131V10H129V12H128V11H125V10H124V12H123V9L125 8L124 5H125L126 7H129V6H128V4H127V5H126V4H123V5H122ZM128 3H131V0L128 1ZM138 3H139V2H138ZM158 3H159V2H158ZM161 3H162V1H161ZM0 4H1V3H0ZM3 4H4V3H3ZM3 4H1V5H3ZM9 4H8V5H9ZM19 4H20V3H19ZM24 4H25V6L27 7V5H26L27 3L25 2ZM24 4L22 3V5H19V7L21 6V7L25 8V6H23ZM30 4H31V3H30ZM33 4H34V3H33ZM33 4H32V5H33ZM55 4H54V5H55ZM70 4H69L68 6H70ZM73 4H74V2H73ZM105 4H106V3H105ZM113 4H114V1H113V3L111 2V6H110V7H113ZM120 4H121V6H123L122 8H121ZM151 4H152V3H151ZM156 4H157V3H156ZM169 4H168V5H169ZM6 5H7V3H6ZM10 5H9V6H10ZM14 5L18 6V3H17V4H14ZM14 5H11V6H12V9L14 8ZM32 5H29L28 7L31 8ZM42 5H43V4L40 3V6H42ZM48 5H47V6H48ZM56 5H57V4H56ZM67 5H66V6H67ZM74 5H77V4H74ZM74 5H73V6H74ZM118 5H119V6H118ZM157 5H158V4H157ZM159 5H160V3H159ZM159 5H158V6H159ZM162 5H163V3H162ZM162 5H161V6H162ZM231 5H232V4H231ZM4 6H5V4H4ZM16 6H15V8H16ZM34 6H36V5L34 4ZM43 6H44V5H43ZM45 6H46V4H45ZM45 6H44V7H45ZM61 6H62V4H61ZM61 6H59V7H61ZM161 6H160V7H161ZM1 7H2V6H1ZM1 7H0V8H1ZM32 7H33V6H32ZM36 7H37V6H36ZM44 7H43V8H44ZM50 7H49V9H51V11H52V8H53L54 6H53L52 8H50ZM55 7H56V6H55ZM59 7H57V8H59ZM75 7L78 8V9L74 8V11H73L74 13H75V9H76V12H77L78 14H80L79 12L83 11V10H80L81 8H83L82 5H81V6L78 5V7H77V6H75ZM140 7H141V6H140ZM142 7H143V6H142ZM15 8H14V9H15ZM29 8H26V10H28ZM43 8L41 7V9H43ZM45 8H46V7H45ZM63 8H65V7H63ZM63 8H62V10H64ZM68 8H69V7H67L66 10H69ZM96 8H95V9H96ZM116 8H117V9H116ZM154 8H155V7H154ZM227 8H228V6H227ZM4 9H5V8H4ZM10 9H11V8H10ZM32 9H33V8H32ZM54 9H55V8H54ZM54 9H53V10H54ZM87 9H88V8H87ZM152 9H153V8H152ZM156 9H157V8H156ZM165 9H167L166 12H164ZM257 9H258V10H257ZM1 10H2V8H1ZM20 10H22V9L20 8ZM26 10H23L22 13H24ZM79 10H80V11H79ZM100 10H101V9H100ZM109 10H108V11H109ZM127 10H128V9H127ZM153 10H155V9H153ZM3 11H5V10H3ZM8 11H9V10H8ZM12 11H13V10H12ZM15 11H18V10L16 9ZM30 11H34V10L29 9V12H30ZM39 11H40V10H39ZM42 11L44 12V10H42ZM42 11H41V12H42ZM56 11H57V13H59V12L61 11V9H59V12H58V10H56ZM56 11L54 10V12H52V13H56ZM78 11H79V12H78ZM86 11H87V10L85 9L84 12H86ZM95 11H96V10H95ZM108 11H107V12H108ZM6 12H7V11H6ZM29 12L27 11V14H28ZM34 12H35L34 14L38 13V9H37V11L35 10ZM41 12H40V14H41ZM48 12H49V11H48ZM48 12H47V13H48ZM61 12H62V11H61ZM61 12H60V13H61ZM66 12H67V11H63V13H65L66 16H67V13H68V12H67V13H66ZM73 12H72V13H73ZM89 12H90V10H89ZM92 12H94V11H92ZM96 12H97V11H96ZM107 12H106V13H107ZM125 12H126V14H125ZM133 12H134V13H133ZM4 13H5V12H3V14H4ZM15 13H16V12H13V14H11V16H10V15H9V14H10V11H9V14H8V15H9V16H8L9 21L11 22V21L13 20V23H14V24H16V23L19 21V19H20V21H21V18H17L18 21H17L16 19L14 20V14H15ZM77 13H75L74 15H77ZM82 13H83V12H82ZM82 13H81V15H82ZM90 13H91V12H90ZM98 13H99V12H98ZM101 13H100V14H101ZM151 13H152V12H151ZM153 13H155V12H153ZM157 13H158V12H157ZM3 14H2V15H3ZM17 14H19V12H18ZM25 14H26V12H25ZM27 14H26V15H27ZM31 14H32V12H31ZM31 14H28L25 18H27V17H29V16H30V17H31V16H34V14H33V15H31ZM42 14H43V13H42ZM42 14H41L40 17H39V13H38L37 18H36V17H31V19H33V18H35V19L40 18V19H39V20H41L40 22H44V19H43L44 17L42 16ZM85 14H87V13H85ZM100 14H99V16L102 17V14H101V15H100ZM115 14L117 15V17H116ZM130 14H131V13H130ZM132 14H131V15H132ZM163 14H164V15H163ZM47 15H50V14H49V13L46 14V19L48 18ZM54 15H59V14H54ZM62 15H63V14H62ZM81 15H79L80 18H82ZM92 15H93V14H92ZM118 15H119V16H118ZM123 15H125L124 18H123ZM136 15H134V16H135V18H136V22H137L136 24H138L139 19H137ZM159 15H160V16L162 15V16L160 17ZM0 16H1V15H0ZM3 16L5 17V14H4ZM6 16H7V15H6ZM15 16L17 17V15H15ZM23 16H24V14H23ZM35 16H36V15H35ZM59 16H60V15H59ZM79 16H77V17L79 18ZM86 16L89 17L88 15H86ZM86 16H84V14H83V19H84V21L86 20V21L88 22L90 19L87 18ZM93 16H94V15H93ZM152 16H154V15H152ZM11 17H13V19H12ZM18 17H19V15H18ZM30 17H29V19H25V20H23V18H22L23 22H25V21H27V20H31ZM50 17H51V15H50ZM50 17H49V19H50ZM60 17H62V16H60ZM70 17H72V16H70ZM85 17H86V18H85ZM111 17H112V18H111ZM113 17H116V18H113ZM127 17H128V16H127ZM127 17H126V18H127ZM138 17H139V16H138ZM0 18H1V17H0ZM5 18H6V17H5ZM5 18L3 19L4 21H5ZM10 18H11V20H10ZM56 18H57V17H56ZM78 18H77V19H78ZM80 18H79V19H80ZM130 18H132V16H129V19L127 18V20H128L127 23L129 22V20L131 21ZM158 18H159V19H158ZM49 19H47L46 21H48ZM60 19H61V18H60ZM62 19H63V18H62ZM62 19H61V20H62ZM67 19H68V18H67ZM74 19H75V16H74ZM88 19H89V20H88ZM110 19H109V20H110ZM132 19H134V18H132ZM6 20H7V18H6ZM42 20H43V21H42ZM50 20H52V19H50ZM50 20H49V22H51ZM53 20H54V18H53ZM53 20H52V21H53ZM69 20H70V18L68 19V21H69ZM122 20H121V21H122ZM151 20H152V19H151ZM0 21H1V20H0ZM14 21H17V22L15 23ZM34 21H37V20H34ZM34 21H32L33 24H36V23H34ZM82 21H83V20H82ZM91 21H92V20H91ZM99 21H98V22H99ZM121 21H120V22H117V23L119 24V27H120L121 25L124 24V23H123L124 21H123V22H121ZM141 21H143V20L141 19L140 22H141ZM149 21H150V20H149ZM149 21H148V23H150ZM152 21L154 22V20H152ZM66 22H67V21H66ZM78 22H79V20H78ZM78 22H77V23H78ZM80 22H81V21H80ZM87 22H86L87 25L85 24L86 27L84 26L83 29H84V28H85V29H86V28H87V29L89 28L88 30H90V31L92 30V34H93V35L90 37L91 39H93L94 37H95L94 39L98 38L99 35H97L98 37L95 36V34H94V33H95V30H93V28H91V27H93V26L90 25V24H91L90 21H89V24H88ZM94 22H93V23H94ZM104 22H105L106 24H105ZM112 22H113V23H112ZM133 22H135V20H134V21L132 20L131 23H133ZM140 22H139V23H140ZM0 23H1V22H0ZM5 23H6V22H5ZM8 23H9V22H8ZM8 23H7V25H8ZM11 23H12V22H11ZM27 23H28V22H27ZM37 23H39V22L37 21ZM52 23H55V21L52 22ZM52 23H50V24H52ZM82 23H83V22H82ZM107 23H108V24H107ZM148 23H145V24H148ZM3 24H4V22H3ZM19 24H20V23H19ZM24 24H25V23H24ZM30 24H32V23L30 22ZM33 24H32V27H34ZM44 24H45V23H44ZM48 24H49V23H48ZM65 24H66V23H65ZM65 24H64V26H65ZM69 24H70V23H69ZM69 24H67V25H69ZM118 24H116V26H118ZM120 24H121V25H120ZM133 24H134V23H133ZM133 24H130V25L133 26ZM4 25H5V24H4ZM17 25H18V24H16L15 26H17ZM20 25H21V24H20ZM28 25H29V24H28ZM37 25H38V24H36V26H37ZM39 25H42V24H39ZM45 25H47V24H45ZM77 25H79V24H77ZM130 25H129V26H130ZM150 25H151V24H150ZM156 25H157V26H156ZM9 26H10V23H9L8 27H9ZM11 26H12V28H14V29L17 28V27H13L14 25H11ZM11 26H10V28H11ZM48 26L50 27L51 25H48ZM52 26H53V24H52ZM69 26H70V25H69ZM75 26H76V25H75ZM80 26H81V24H80ZM88 26H89V27H88ZM112 26L115 27L114 24H113ZM134 26H135V28H136L137 25H134ZM134 26H133L132 30H131V31H128V32L132 33L133 30L135 29ZM151 26H152V25H151ZM1 27H2V26H1ZM3 27H4V26H3ZM6 27H7V26H6ZM18 27H19V26H18ZM21 27H23V26H21ZM29 27L31 28V26H29ZM43 27H44V26H43ZM49 27H47V28H49ZM72 27H73V26H72ZM124 27H125V29H123ZM147 27H149V26H147ZM162 27H166V28H163V30H162ZM12 28L9 29V30H11V31H13V32L15 33V30H12ZM40 28H41V27H40ZM44 28L47 29L46 27H44ZM50 28H51V27H50ZM60 28H61V26H60ZM66 28H69V27H66ZM108 28L110 29V28H111V25L108 26ZM115 28H116V27H115ZM115 28H113V29L111 28L109 31L111 32V30H113V31H114V34H115L116 32H118V31L120 30V29H117V28H116V30H114ZM120 28H122L121 31H120L121 33H122V30H123V31L126 30V26H125V25H123V26L120 27ZM5 29H6V28H5ZM5 29H3L4 31H3L2 29H0V30L3 31V32H5ZM26 29H27V28H26ZM31 29H32V28H31ZM34 29H35V28H34ZM63 29H64V28H63ZM81 29H82V28H81ZM81 29H80V31H81ZM83 29H82V30H83ZM128 29H131V26H130ZM128 29H127V30H128ZM164 29H165V30H164ZM7 30H8V29H6V31H7ZM9 30H8V31H9ZM49 30H50V29H49ZM59 30H61V29H59ZM74 30H75V29H74ZM77 30H78V29H77ZM88 30H86L87 33H88ZM103 30H102V31H103ZM106 30H107V28H106ZM150 30H151V29H150ZM157 30H156V31H157ZM1 31H0V32H1ZM8 31H7V34L10 32V31H9V32H8ZM22 31H23V30H22ZM27 31H28V30H27ZM27 31H26V32H27ZM31 31L33 32V30H30V32H31ZM35 31H36V32H35ZM41 31H42V30H41ZM41 31H39V30L37 31V28H36V30H34V32H35L36 34H37V32H39L38 34L42 33ZM47 31H48V30H47ZM52 31H53V30H52ZM80 31L78 30V34L80 33ZM86 31H84V32L86 33ZM93 31H94V32H93ZM102 31H101V32H102ZM113 31H112V32H113ZM134 31H135V30H134ZM136 31H138V30H136ZM156 31H155V32H156ZM159 31H160V30H159ZM161 31H160V33H161L160 35H161V36H159V34L157 35V34H156L157 32L155 33L156 36H158L156 39H157V40L159 39V42H160V39H163V37H162V34H163V33H162ZM34 32H33V33H34ZM53 32L55 33V31H53ZM81 32H82V31H81ZM110 32H109V33H110ZM120 32H119L118 35H116V36H115L114 34H112V35H114V36H109L111 33L109 34L108 32H107V33H106V32H102V33H101L102 35H103L104 33H106L105 36H107V35L109 34V35H108L109 38H111V37L114 38V42H112V40H111V43H110V40H109V41H105V44H107V43L109 42V44H111V46H112V44L114 43L115 45L113 44V47H114V46H115V47H118V46L121 44V41H122V43H125V41L127 40V41H126V43H127L129 38H130V40H132L133 38H135V36H134V37L129 36V35H132V34H134V33L129 34V33L126 31V33L128 34V35H127V34H124V35L127 36V39H126L125 36H123V33H124V32L122 33V35L120 34ZM10 33H11V32H10ZM67 33H68V32H67ZM85 33H84V35H85ZM158 33H159V32H158ZM168 33H169L171 36H169ZM256 33H257V32H256ZM3 34H4V33H3ZM5 34H6V33H5ZM27 34H29V33H25L26 36H25V35H24V36H17V37L20 38V42H22L21 39L24 38V37H25V38H26V37H27V38H30V37H31V38H30L31 41H32V39H33L34 37H36V36H35L36 34H33V35H34L33 37H32V36L29 37V35H32V33L29 34V35H27ZM42 34H43V33H42ZM81 34H83V33H81ZM81 34H79V37H76V38H77V40L80 38V39L82 40V42H81V41H80V42L75 41V39H74L75 37L73 36L72 39H74V40L69 41V43L72 44V42L75 41V42H74L75 44H76V43H77V44L80 43L79 48L82 47L83 43L85 42V40H83V39H84L85 37H87V34H86L84 37H82V38L80 37ZM119 34H120L122 37H121ZM258 34H260V32H259ZM0 35H1V34H0ZM40 35H41V34H40ZM40 35H37V36H38L39 38H42ZM44 35H45V34H44ZM54 35H55V34H54ZM90 35H91V32L88 33V36H90ZM164 35H163V36H164ZM3 36L5 37V35H3ZM11 36H14V34H13V35L10 34V38H11ZM56 36H57V35H56ZM59 36H60V35H59ZM76 36H78V35H76ZM82 36H83V35H82ZM93 36H94V37H93ZM103 36H104V35H103ZM108 36L106 37L107 39H108ZM119 36H120V37H119ZM128 36H129V37H128ZM1 37H2V36H1ZM1 37H0V41H1ZM6 37H9V35H6ZM51 37H52V36H51ZM92 37H93V38H92ZM100 37H101V35H100ZM115 37H116V38H115ZM118 37L120 38V43L117 42L118 44H116L115 41H116V40L119 41V38H118ZM123 37L125 38V39H124L125 41L122 40ZM160 37H162V38H160ZM261 37H262V36H261ZM44 38H45V37H44ZM46 38L48 39V36H47ZM65 38H66V36H65ZM87 38H88L87 40L89 41L90 38H89V37H87ZM106 38H104V37L101 38V40L103 41V44H104V40H106ZM121 38H122V39H121ZM154 38H155V37H154ZM165 38H166V37H165ZM263 38H264V37H263ZM15 39H17V38H15ZM36 39H37V37H36ZM50 39H52V38H50ZM57 39H58V38H57ZM62 39H63V38H62ZM66 39H67V41H68V38H66ZM80 39H79V40H80ZM85 39H86V38H85ZM91 39H90V41H91ZM94 39H93L91 42H90V41H89V42H90V43L95 42V43H93V44H96V47L98 46L97 44H100V45L102 44V41H99V38L96 39L95 41H94ZM103 39H104V40H103ZM115 39H116V40H115ZM135 39H138V38L136 37ZM135 39H133V41H131V44H132V42H134ZM168 39H167V40H168ZM2 40H3V37H2ZM10 40H12V38L9 39V42H10ZM18 40H19V39H18ZM18 40H16V41L18 42ZM22 40L24 41V39H22ZM37 40H38V39H37ZM40 40H41V41H40ZM40 40H39L40 43L43 42L42 39H40ZM52 40H54L53 42L57 41V40H55L54 38H53ZM69 40H70V39H69ZM97 40H98V41H97ZM165 40H166V39H165ZM263 40H264V39H263ZM3 41H4V40H3ZM25 41L27 42L28 39H25ZM33 41H35V40H33ZM50 41H51V40H50ZM83 41H84V42H83ZM136 41H137V40H136ZM153 41H155V40H153ZM153 41H152V42H153ZM161 41H162V40H161ZM1 42H2V41H1ZM13 42H15V41H13ZM17 42H16V43H17ZM26 42H25V43H26ZM29 42H30V41H29ZM29 42H27V43H29ZM51 42H52V41H51ZM53 42H52V45L58 43V44H57V45H58L57 48H58L59 45H60V42H59V41H58L57 43H53ZM61 42H62V41H61ZM96 42H99V43H96ZM129 42H130V41H129ZM129 42H128V44H130ZM157 42H158V41H157ZM23 43H24V42H23ZM48 43H50V42H49V39H48ZM48 43H46V46H47V47H50L51 45H49ZM81 43H82V45H81ZM85 43H86V42H85ZM87 43H88V42H87ZM134 43H135V42H134ZM168 43H169V42H168ZM170 43H169V44H170ZM1 44L3 45V42H2ZM5 44L8 45V44H10V43H8V41H7V43H5ZM14 44H15V43H14ZM30 44H32V43H30ZM33 44H34V43H33ZM36 44H37V42H36ZM41 44H42V43H41ZM47 44H48V45H47ZM75 44H74V45H75ZM93 44H92V45H93ZM131 44H130V46H131ZM149 44H150V43H149ZM2 45H1V46H2ZM17 45H18V43H17ZM61 45H62V44H61ZM74 45H73V46H74ZM84 45L86 46V49H85V50H83V49H84ZM84 45H83V49H81V48H80V49L83 50L84 52H86V50L88 51V49H90V48H88L89 46L87 47L86 44H84ZM89 45H90V44H89ZM92 45H91V46H92ZM136 45H138V44H136ZM136 45H135V46H136ZM4 46H5V45H4ZM13 46H14L13 44H12V46H11V44H10V46H9V45H8V46H5V48H6V47H9V48H10V49H9L10 52H11V51L13 52V50H14V49L16 50V49L18 48L19 45L17 46V48H16V45H15L14 47H13ZM24 46H25V45H23L22 47L24 48ZM39 46H40V45H39ZM53 46H55V45H53ZM64 46H65V45H64ZM66 46H67V45H66ZM106 46H107V45H106ZM132 46H133V44H132ZM144 46H145V45H144ZM165 46H166V45H165ZM12 47H13L14 49H12ZM25 47H26V46H25ZM30 47H31V46H28V47H26V48H27V49L29 48V51H30V50H33V52H34V49H32L33 47H32L31 49H30ZM37 47H38V46H37ZM37 47H35V48H37ZM40 47L42 48L43 45H41ZM47 47H46L45 49H48ZM51 47H52V46H51ZM75 47H78V46H75ZM96 47H95V46H94V47L92 46V48H94V49H96ZM127 47H128V46H127ZM166 47H167V46H166ZM23 48H20L18 51L16 50V53H18V52H19L21 49H23ZM41 48H40V49H41ZM60 48H63V46L60 47ZM87 48H88V49H87ZM92 48H91V49H92ZM98 48H100V47H98ZM101 48H102V47H101ZM104 48H105V47H104ZM109 48H110V47H109ZM121 48H122V47H121ZM0 49H4V48H1V47H0ZM11 49H12V50H11ZM37 49H38V48H37ZM37 49H35V50L37 51ZM45 49H44V51H45ZM53 49H54V48H53ZM53 49L51 48V50H53ZM91 49H90V50H91ZM126 49H127V48H126ZM172 49H171V51H172ZM15 50H14L13 53L11 52V53H12V56H10V57H12V59L14 58L15 55L17 56V54L15 53ZM25 50H26V49H25ZM56 50H57V49H56ZM77 50H78V49H77ZM81 50H80V53H81ZM96 50H99V49H96ZM107 50H108V49H107ZM112 50H113V48H112ZM112 50H111V51H112ZM2 51H3V50H2ZM5 51H6V50H5ZM36 51H35V52H36ZM38 51H39V50H38ZM64 51H65V50H64ZM116 51H117V50H116ZM126 51H127V50H126ZM128 51H130V50L128 49ZM128 51H127V53H128ZM8 52H9V51H8ZM90 52H92V51H90ZM114 52H115V51H114ZM121 52H122V51H121ZM124 52H125V51H124ZM0 53H2V52H0ZM5 53H6V52H5ZM5 53H4V54H5ZM11 53H10V54H11ZM14 53H15V55H14ZM21 53H22V51H21L19 54H21ZM26 53H27V52H26ZM78 53H79V52H78ZM100 53H101V52H100ZM171 53H172V52H171ZM181 53H182V54H181ZM4 54H2L4 57L7 56V54H6V55H4ZM23 54H24V49H23ZM40 54H41V53H40ZM49 54H50V53H49ZM49 54H48V55H49ZM51 54H53V53H51ZM89 54L93 55V57H94V54H95V53L92 52V53H89ZM89 54L86 53V55H88V57H89ZM130 54H131V53H130ZM130 54H129V55H130ZM174 54H172V56H173ZM0 55H1V54H0ZM2 55H1V57H0V61H1L2 59H4V57H3ZM60 55H61V54H60ZM82 55H83V53H82ZM84 55H85V54H84ZM96 55H98V54H96ZM99 55H100V54H99ZM119 55H120V54H119ZM16 56H15V57H16ZM21 56H22V55H21ZM117 56H118V54H117ZM176 56H175V57H176ZM8 57H9V53H8ZM10 57H9V59H10ZM17 57H19V55H18ZM17 57H16V58H17ZM48 57H49V56H48ZM95 57H96V56H95ZM119 57H120V56H119ZM124 57H125V56H124ZM129 57H130V56H129ZM250 57H251V56H250ZM1 58H2V59H1ZM5 58H6V57H5ZM16 58H15V59H16ZM19 58H20V57H19ZM19 58H18V59H19ZM91 58H92V56H91ZM121 58H122V57H121ZM172 58H173V57H172ZM177 58H179V57H177ZM177 58H176V59H177ZM197 58H198V60H197ZM257 58H256V59H257ZM15 59H14V61H15ZM25 59H26V58H25ZM84 59L88 60V59H90V57L87 58V56H86V58H83V59H82V60H83V63L86 64V61L84 62ZM97 59H98V58H97ZM115 59H116V58H115ZM118 59H119V58H118ZM173 59H174V58H173ZM233 59H235V61H234ZM10 60H11V59H10ZM10 60H9V61H10ZM92 60H93V59H92ZM98 60H99V59H98ZM194 60H195V61H194ZM196 60H197V61H196ZM243 60H244V59H243ZM262 60H263V58H262ZM262 60H260V62H261ZM2 61H3V60H2ZM14 61H12V62H14ZM18 61H22V59L20 58ZM93 61H94V60H93ZM116 61H117V60H116ZM116 61H115V62H116ZM118 61H120V60H118ZM124 61H125V60H124ZM175 61H177V60L174 59V62H175ZM178 61H179V60H178ZM178 61H177V62H178ZM231 61H232L233 63H232ZM239 61H240V60H239ZM250 61H251V60H250ZM263 61H264V60H263ZM6 62H7V61H6ZM6 62H4V63H6ZM10 62H11V61H10ZM109 62H111V61L109 60ZM125 62H126V61H125ZM177 62H176V63H177ZM237 62H238V61H237ZM237 62H236V63H237ZM260 62H259V64H260ZM80 63H81V62H80ZM176 63H175V69L177 70V72H180V71L184 70V69H181V70L179 71V70H178L179 67L176 66ZM231 63H232V64H231ZM249 63H250V62H249ZM262 63H263V62H262ZM91 64H92V63H91ZM95 64H98V63L95 62ZM109 64H110V63H109ZM121 64H122V63H121ZM123 64L125 65L124 62H123ZM238 64H239V62H238ZM257 64H258V63H257ZM76 65H77V64H76ZM112 65H113V63H112ZM177 65H178V64H177ZM217 65H218V66H217ZM234 65H235V64H234ZM236 65H237V64H236ZM241 65H242V64H241ZM254 65H255V64H254ZM3 66H4V65H3ZM77 66L80 67V65H77ZM82 66H83V65H82ZM85 66H86V65H85ZM87 66H88V65H87ZM95 66H96V65H95ZM98 66H99V65H98ZM107 66H108V64H107ZM212 66H213V67H212ZM222 66H223V67H222ZM19 67H20V66H19ZM91 67H92V66H91ZM105 67H106V66H105ZM173 67H174V66H173ZM177 67H178V69H177ZM221 67H222V68H221ZM253 67H255V66H252V68H253ZM256 67H257V65H256ZM256 67H255L253 70H251V69H252V68H251V69H250L251 71H250L248 68H247V69L252 73V71H255V72H256ZM258 67H259V66H258ZM10 68H11V67H10ZM10 68H9V69H10ZM13 68H14V67H13ZM82 68H83V67H82ZM84 68H85V67H84ZM97 68H98V67H97ZM108 68H110V67H108ZM123 68H124V67H123ZM123 68L121 67V69H123ZM181 68H182V67H181ZM192 68H191V69H192ZM226 68H227V67H226ZM240 68H241V67H240ZM88 69H89V68H88ZM88 69H87V70H88ZM100 69H101V67H100ZM119 69H120V68H119ZM205 69H206V70H205ZM215 69H214V70H215ZM220 69H218V70L220 71ZM224 69H225V68H224ZM263 69H264V68H261L260 70H261V71H264ZM17 70H18V69H17ZM26 70H27V69H26ZM76 70H77V69H76ZM81 70H82V69H81ZM92 70H95V69L92 68ZM108 70H109V69H108ZM114 70H115V69H114ZM116 70H117V69H116ZM116 70H115V71H116ZM142 70H143V69H142ZM146 70H147V69H146ZM173 70H174V69H173ZM204 70H205V71H204ZM218 70L215 71V73H216V72L219 73ZM222 70H221V72L224 71V70H223V71H222ZM233 70H234V69H233ZM260 70H259V74H260ZM1 71H2V70H1ZM7 71H8V70H7ZM78 71H79V70H78ZM83 71H84V70H82V72H83ZM185 71H186V70H185ZM185 71H182V72H183V74H186V76H187V72H188V71L192 73V71H190V70H187L186 72H185ZM207 71H208V70H207ZM210 71L207 72L208 75H211V74H209ZM226 71H227V70H225V72H226ZM14 72L16 73V71H14ZM82 72H81V73H77V74H82ZM91 72H92V71H91ZM107 72H108V71H107ZM182 72H181V74H182ZM221 72H220V73H221ZM23 73H24V72H23ZM95 73H96V72H92V74H95ZM118 73H120V72H118ZM191 73H189L188 76H190ZM218 73L214 74V76H215V78H216L217 81H218V79H219V78H217V77H218ZM220 73H219V74H220ZM223 73H224V72H223ZM253 73H254V72H253ZM253 73H252V74H253ZM261 73H262V72H261ZM85 74H86V72H85ZM90 74H91V73H90ZM145 74H146V72H145ZM179 74H180V73H179ZM179 74L177 73V76H178ZM197 74H198V73H195V75H197ZM199 74H200V72H199ZM256 74H257V76H256ZM256 74H253V76L255 75V76L253 77V79L256 77V80H257V77H259V76H258V70H257V73H256ZM12 75L14 76V74H12ZM83 75H84V74H83ZM191 75L194 76V77H197V76H198V75L195 76V75H193V74H191ZM204 75H205V74H204ZM221 75H222V74H221ZM226 75H227V74H226ZM263 75H264V74H263ZM10 76H11V75H10ZM13 76H12V77H13ZM96 76H97V75H96ZM147 76H148V75H147ZM183 76H185V75H182V77H183ZM192 76H191V77H192ZM201 76H203V74H202V75L200 74V76H198V77H200L199 79H201ZM211 76H212V75H211ZM216 76H217V77H216ZM224 76H225V74H224ZM228 76H229V75H228ZM44 77H45V76H44ZM97 77H98V76H97ZM142 77H143V75H142ZM179 77H180V78H179ZM179 77H178L177 79H180L182 82H183V79H184L185 83H184V82L182 83V84H184V85H185V84H188V83H192V82H190V80H191L190 77H186V79H188V78L190 79L189 81H186L184 77H183V79H182L180 75H179ZM194 77H192V81L195 80ZM198 77H197V80H198ZM204 77L206 78V76H204ZM204 77H203V78H204ZM219 77H220V76H219ZM245 77H246V76H245ZM207 78H208V77H207ZM210 78H211V77H210ZM213 78H214V77H213ZM222 78H223V77L221 76V79H222ZM2 79H3V78H2ZM86 79H87V78H86ZM193 79H194V80H193ZM226 79H227V78H226ZM6 80H7V79H6ZM8 80H9V79H8ZM172 80H173V79H172ZM174 80H175V78H174ZM174 80H173V81H174ZM197 80H196V81H197ZM216 80L213 79V81H216ZM227 80H228V79H227ZM246 80H247V79H246ZM256 80H253V81L256 82ZM262 80H264V79H262ZM0 81H1V80H0ZM181 81H180V86L182 85V84H181ZM196 81H195V82H196ZM203 81H205V79H203ZM203 81L200 80V82H202V84H203ZM210 81L212 82V79H209L208 83H209ZM239 81H240V80H239ZM186 82H188V83H186ZM218 82H219L218 84H221L220 82H222V81L219 79ZM257 82H258V81H257ZM257 82L255 83L256 85H257ZM7 83H8V82H7ZM173 83H174V82H173ZM177 83H178V82H177ZM198 83H199V81L195 83V84H197V87H199L200 85H202V84H198ZM237 83H238V82H237ZM247 83H249V82H247ZM258 83H259V82H258ZM1 84H2V83H1ZM193 84H194V83H193ZM212 84H213V83L207 85V83H205V85L208 86L209 91H210V88H211L210 86H211ZM214 84H217V82H216V83L214 82ZM240 84H241V86L239 85V86H240L239 88L243 90V89H244L243 86H244L245 84H243V86H242V83H240ZM249 84H250V83H249ZM255 84L253 83V85H255ZM188 85H191V86H188ZM188 85H185V86H188V87H190V88H192V89H195V88H196V87H194V85H193V87H194V88H193V87H192V84H188ZM203 85H204V84H203ZM203 85H202V86H203ZM222 85H223V84H222ZM222 85H221L220 87H219V85H216L217 87H216V89H214V90H216V91H214V92H213V90H212V88H211L212 93H213V94H212V97H214L213 95L215 94V92H217L218 89L220 90V88L223 87ZM251 85H252V84H251ZM144 86H147V85H144ZM153 86H154V85H153ZM185 86H184V87H185ZM212 86H213V85H212ZM248 86H249V85H248ZM258 86L260 87L259 84H258ZM262 86H264L263 81H262ZM137 87H138V86H137ZM137 87H136V88H137ZM181 87H183V86H181ZM184 87H183V88H184ZM200 87H201V86H200ZM203 87H204V86H203ZM241 87H242V88H241ZM249 87H250V86H249ZM0 88H1V87H0ZM140 88H141V87H140ZM146 88H147V87H146ZM148 88H149V87H148ZM183 88H181V89L179 88V89H180L179 92H180L181 94H182L181 90H183V92H184V90L189 89V88H187V87H185L184 89H183ZM205 88H206V87H204V89H205ZM251 88H253V86H252ZM256 88H258V87H254L253 89L256 90ZM261 88H262V87H261ZM263 88H264V87H263ZM3 89H4V88H3ZM151 89H152V88H151ZM201 89H202V88H201ZM201 89L197 90V92L200 91V93H201ZM206 89H207V88H206ZM206 89H205V90H206ZM240 89H238V90H240ZM258 89H259V88H258ZM258 89H257V92H258ZM8 90H9V89H8ZM145 90H146V89H145ZM219 90H218V91H219ZM225 90H226V89H225ZM225 90H224V91H225ZM262 90H264V89H262ZM0 91H2V90H0ZM136 91H137V90H136ZM188 91H190V89H189V90H186V92H188ZM226 91H227V90H226ZM228 91H229V89H228ZM260 91H261V90L259 89L258 95H259ZM2 92H4V91H2ZM11 92H12V91H11ZM193 92H194V94H196V96L200 95V96H198V97H201V95H202V94H199V92H198V95H197V93H195V90H194ZM193 92H192V94H193ZM240 92H242V91L240 90ZM240 92H239V93H240ZM0 93H1V92H0ZM202 93H203V90H202ZM210 93H211V92H210ZM227 93H228V92H227ZM239 93H238V94L236 93V94L239 95ZM242 93H243V92H242ZM244 93H245V91H244ZM246 93H249V92H246ZM263 93H264V92H263ZM263 93H261V94H263ZM183 94H184V95H183ZM183 94H182V95L185 96L186 93L184 92ZM188 94H189V92H188ZM192 94H191V96H192ZM207 94H208V93H207V90H206L205 98H206ZM240 94H241V93H240ZM261 94L259 95L260 97H262ZM19 95H20V94H19ZM215 95H216V94H215ZM219 95H221V94L217 93V96L220 98L221 96H219ZM237 95H236V97H237ZM249 95H250V94H249ZM249 95H248V94H247V96L245 95L246 97H244V98L246 99ZM258 95H257V96H258ZM208 96H209V95H208ZM217 96H215L214 99H216V101L219 103V101L221 100L222 97H221L220 100H219L218 98H216ZM257 96H256V97H257ZM9 97H10V96H9ZM209 97H210V96H209ZM232 97H233V96H232ZM241 97H243V96L239 95L238 99L241 98ZM249 97H250L249 102H251V100H252V99H251V96H249ZM249 97H248V98H249ZM253 97H255V95H254V96L252 95V98H253ZM256 97H255L254 99H256ZM185 98H187V95L185 96ZM202 98H203V97H202ZM233 98H235V97H233ZM52 99L54 100V98H52ZM56 99H57V98H56ZM61 99H62V97H61ZM191 99L193 100V96L191 97ZM198 99H199V98H198ZM206 99H208V97H207ZM209 99H210V98H209ZM214 99H213V100H214ZM236 99H237V98H236ZM254 99H253V100H254ZM258 99L260 100V98H258ZM1 100H2V99H1ZM49 100H50V99H49ZM62 100H63V99H62ZM188 100H189V98H188ZM222 100H223V99H222ZM222 100H221L220 102H222ZM239 100H240V99H239ZM247 100H248V99H247ZM253 100H252V101H253ZM5 101H6V100H5ZM8 101H9V100H8ZM216 101H212V100H211V103H212V102L214 103V102H216ZM236 101H237V100H236ZM245 101H246V100H245ZM261 101H262V100H261ZM263 101H264V98H263ZM263 101H262V102H263ZM108 102H109V101H108ZM117 102H118V101H117ZM187 102H188V101H187ZM194 102H195V101H194ZM223 102H225V101H223ZM233 102H235V100H234ZM247 102H248V101H247ZM249 102H248V103H249ZM5 103H6V102H5ZM50 103H51V102H50ZM106 103H107V102H106ZM114 103H115V102H114ZM118 103H119V102H118ZM189 103H190V102H189ZM213 103H212V104H213ZM218 103H215V105L213 104L214 106L211 105L212 107L210 106V104H208V106L204 107L203 110H206L208 107H211V110L208 111V112H211L212 109L215 108L216 104L218 105ZM239 103H240V102H239ZM253 103H254V102H253ZM107 104H108V103H107ZM195 104H197V103H195ZM219 104H220V103H219ZM256 104H257V103H256ZM3 105H4V104H3ZM6 105H7V104H6ZM9 105H10V104H9ZM13 105H14V104H13ZM113 105H114V104H113ZM116 105H118V104L116 103ZM186 105H187V104H186ZM201 105H202V104H201ZM221 105H223V104H220L219 106H221ZM225 105H226V103H225ZM225 105H224V107H226V109H224V110H226V113H225V111H224V113H223V110H222V111L219 110V111H220V114H221V115H226L225 118H226V117H229V116H230V118H233V116H234L233 112H234L235 110H234L233 112H227V106H225ZM231 105H233V104H231ZM254 105H255V103H254ZM109 106H110V105H109ZM114 106H115V105H114ZM118 106H119V105H118ZM219 106H218V107H219ZM246 106H247V105H246ZM252 106H253V105H252ZM252 106H250V107H249V105L247 106V109L249 108L248 111L245 109V110L247 111V112H245V113H247V115H246L245 113L241 112V110L243 109L242 107H239L240 109H238L240 112L236 109L240 114L243 113V117H244V119H245L244 121H243V120H239V121H237V118L239 117L240 114L237 113V111H235V112L237 113V115H236V113H235V115H236L237 117L235 118V116H234V118H233V119H235V121H234L233 119L228 118L229 120H233L234 123H230V122H233V121H229V120L226 118V120L224 121V123H225V122L228 123V122H227V120H228V121H229L228 124H226V123L224 124V123H223V119H222V122H221L222 125H221V126L219 125L220 128L218 127V125L216 126V124H215V131L213 132L214 135H213L212 132H207V130H209V129H207V128H206L207 126L204 125V126H205L204 129L206 128V129H205L206 131L204 132V130H202L203 132H202V131L200 132V134H201V133H202V134L205 133V134H204L205 137H203V135H202V137H203L202 140L204 139L203 142H204L205 139H206V141H208V142L210 141L209 144L211 143V144L217 146V148H214V147H213V150H214V149H215V150L217 149V151H218V149L221 148L220 145L222 146L221 150H223V151L226 150V149H228V150L231 149L230 151H228V150H226V152L224 151L226 154H227V153H228V154L232 153V155H229L230 157L224 155V152H223V151H222L223 153H222V152H219V153H222V154H223V157H229V161H230L231 156H232V157L234 156L235 158H237L238 153H241V154H239V155H241V156L244 155L246 151H245V150H241L238 146H240V147H241V146H245V145H243V144H245V143H248V144L250 145V143L252 142V140L255 139V140L258 142L259 140H261V139L264 138V131H263V129H264L263 127H264V126H262V128H263V129H262L263 132H262V131H260L261 128L259 127L260 130H257L258 126H257V125H254V123H253V122H255L256 120H260V117L258 118V117H256V116H262V117H264V115H262V112H260V111H261V110H260V108H261L260 106L258 107V108H259L258 110H257L255 107L252 109V108H251ZM7 107H9V106H7ZM10 107H11V106H10ZM10 107H9V108H10ZM112 107H113V106H112ZM194 107H196V106H194ZM231 107H232V106H231ZM231 107H230V108H231ZM9 108H8L7 110H9ZM117 108H118V107H117ZM202 108H203V107H202ZM216 108H217V107H216ZM216 108H215V109H216ZM221 108H222V107H221ZM241 108H242V109H241ZM119 109H120V108H119ZM191 109H192V107H191ZM191 109H190V110H191ZM250 109H251V110H250ZM7 110L5 109L6 112L2 110V112H3V113L1 112V115H3L2 120H3V118H5V120L7 119L8 115H9V113H10L9 111L11 110V108H10L9 111H7ZM13 110H14V109H13ZM13 110H12V112H13ZM115 110H117V109H115ZM197 110H198V109H197ZM245 110H242V111H245ZM252 110H254V112L256 111V112H255L256 114H255V116H254L255 119L258 118V119L255 120V119L252 117L255 121H253L252 118L249 117V116L252 115V112H249V111H252ZM112 111H113V110H112ZM229 111H230V109H229ZM231 111H232V110H231ZM258 111H259L260 113H259ZM4 112H5V114L7 113L8 115H7V114L5 115ZM118 112H120V111H118ZM121 112H122V111H121ZM193 112H194V111H193ZM213 112H214V111H213ZM213 112H211L210 114H212ZM215 112H216V111H215ZM217 112H218V110H217ZM217 112H216V113H213V114H216V115H217ZM248 112H249V113H248ZM188 113H189V112H188ZM196 113H197V112H196ZM227 113H228V114H227ZM250 113H251V115L248 116V114H250ZM257 113H259L260 115L257 114ZM110 114H111V113H110ZM114 114H115V113H114ZM117 114H118V113H117ZM117 114H116L115 116H117ZM121 114H122V113H121ZM121 114H120V115H121ZM194 114H195V113H194ZM238 114H239V115H238ZM4 115H5V116H4ZM111 115H112V114H111ZM122 115H123V114H122ZM198 115H199V114H198ZM218 115H219V114H218ZM221 115H220V117H221ZM228 115H229V116H228ZM253 115H254V114H253ZM108 116H110V115H108ZM187 116H188V115H187ZM231 116H232V117H231ZM246 116L248 117V120L246 119V118H247ZM188 117H189V116H188ZM190 117H191V116H190ZM210 117H211V116H210ZM213 117H214V118H213ZM213 117H211V118L213 119V121L218 119V118L216 119L215 116H213ZM216 117H217V116H216ZM218 117H219V116H218ZM220 117H219V118H220ZM245 117H246V118H245ZM115 118H116V117H115ZM115 118H114V119H115ZM118 118H119V117H118ZM121 118H122V117H121ZM121 118H120V120H121ZM186 118H187V117H186ZM222 118H224V116H222ZM249 118H251V120L253 121V122L251 121V123H253V124H250V123H249V122H250V119H249ZM109 119H110V118H109ZM192 119H193V118H192ZM208 119H209V118H208ZM99 120H100V119H99ZM122 120H123V119H122ZM189 120H190V119H189ZM206 120H207V118H206ZM262 120H263V118H262ZM42 121H43V120H42ZM42 121H40V122H42ZM44 121H45V119H44ZM117 121H118V120H117ZM213 121H211V123H212ZM218 121H219V120H218ZM218 121H217V122H218ZM220 121H221V119H220ZM220 121L218 122V124H220ZM112 122H113V121H112ZM186 122H187V121H186ZM190 122H191V121H190ZM215 122H216V121H215ZM258 122H259V124H260V126H261V124H262V123H260L261 120L258 121ZM258 122L256 121L255 124H257ZM213 123H214V122H213ZM31 124H32V123H31ZM190 124H191V123H190ZM190 124H189V125H190ZM204 124H205V123H204ZM259 124H258V125H259ZM28 125H29V123H28ZM103 125H104V124H103ZM106 125H107V124H106ZM187 125H188V123H187ZM187 125H184V126H187ZM209 125H210V124H209ZM212 125H213V124H212ZM212 125H211V126H212ZM262 125H264V120H263V124H262ZM184 126H183V127H184ZM213 126H214V125H213ZM46 127H47V126H46ZM114 127H115V126H114ZM123 127H124V126H123ZM189 127H190V126H189ZM18 128H19V127H18ZM119 128H121V127H119ZM202 128H203V127H202ZM208 128H210V126H208ZM216 128H217V129H216ZM259 128H258V129H259ZM0 129H1V128H0ZM20 129H21V128H20ZM39 129H41V127H40ZM39 129H38V131H39ZM42 129H43V127H42ZM114 129H115V128H114ZM2 130H3V129H2ZM117 130H118V129H117ZM189 130H190V129H189ZM192 130H193V129H192ZM7 131H8V129H7ZM49 131H50V130H49ZM114 131H115V130H114ZM209 131H211V130H209ZM258 131H259V132H258ZM9 132H10V131H9ZM41 132H42V131H41ZM0 133H1V132H0ZM12 133H13V132H12ZM17 133H18V132H17ZM35 133H36V132H35ZM39 133H40V132H39ZM42 133H43V132H42ZM46 133H47V132H46ZM52 133H53V132H52ZM189 133H190V135L192 134V132H190V131H189ZM210 133H211V134H210ZM14 134H15V133H14ZM16 135H19V134H16ZM183 135H184V134H183ZM193 135H194V134H193ZM210 135H211V136H210ZM7 136H8V135H7ZM14 136H15V135H14ZM35 136H36V135H35ZM35 136H34V137H35ZM40 136H41V135H40ZM208 136H209L210 138H209ZM13 138H14V137H13ZM208 138H209V139H208ZM5 139H6V138H5ZM15 139H16V138H15ZM55 139H56V138H55ZM121 139H122V138H121ZM125 139H126V138H125ZM182 139H183V138H182ZM207 139H208V140H207ZM9 140H10V138H9ZM41 140H42V139H41ZM43 140H44V139H43ZM123 140H124V138H123ZM123 140H122V141H123ZM189 140H190V139H189ZM255 140H254L255 143H254L253 145L256 147V141H255ZM34 141H35V138H34ZM120 141H121V140H120ZM167 141H168V140H167ZM167 141H166V142H167ZM206 141H205V143H206ZM32 142H33V140H32ZM58 142H59V140H58ZM58 142H57V143H58ZM126 142H127V141H126ZM128 142H129V141H128ZM163 142H164V141H163ZM168 142H169V141H168ZM172 142H174V141L172 140ZM172 142H171V144H172ZM183 142H184V140H183ZM201 142H202V141H201ZM203 142H202V144H204V145H202V146H205V147H206L207 145H206L205 143H203ZM208 142H207V143H208ZM249 142H250V143H249ZM36 143H37V142H35V143H33V144H36ZM54 143H55V142H54ZM186 143H187V142H186ZM188 143H189V142H188ZM234 143H236L235 145H233L234 147H233L232 145H230V144H234ZM237 143H240V144H237ZM252 143H253V142H252ZM55 144H56V143H55ZM55 144H54V145H55ZM166 144H167V143H166ZM166 144L164 145L165 148H166ZM209 144H208V145H209ZM228 144H229V146H232V147L235 148V149H233V151H232V147H231V148H227ZM241 144H242V145H241ZM259 144H260V142H259ZM259 144L257 143V146L260 148ZM14 145H16V144H14ZM19 145H20V144H19ZM40 145H41V144H40ZM54 145H53V146H54ZM61 145H62V144H61ZM126 145H127V144H126ZM160 145H161V144H160ZM167 145H170V142H169ZM213 145H209V146L212 147ZM223 145L226 146V147H225L226 149H223V147H224ZM236 145H237V146H236ZM36 146H37V145H36ZM36 146H35V147H36ZM43 146L45 147L46 145H43ZM43 146H40V149H41V147H43ZM51 146H52V145H49V147L51 148L50 152L52 151V147H53V146H52V147H51ZM151 146H152V145H151ZM156 146H157V145H156ZM164 146L162 147L163 150H164ZM173 146H174V145H173ZM173 146L170 147V148H171L170 151L172 152V154L174 153L173 155L176 156L177 153L173 152L174 150L172 151V149H173L172 147H173ZM175 146H176V145H175ZM229 146H228V147H229ZM235 146L237 147L238 151H236L237 149H236ZM247 146H248V145H247ZM247 146H246V148H247ZM250 146H251V147H250ZM250 146H249V147L252 149L253 146H252V145H250ZM4 147H5V145L3 146V149H4ZM15 147H16V146H15ZM59 147H60V146H59ZM127 147H128V146H127ZM137 147H138V146H137ZM205 147H202V148H205ZM207 147H208V146H207ZM207 147H206L205 149H203V150H206V151H203V150H202L203 153H201V154H203V155L206 154V152L210 149L209 147H208V148H207ZM16 148H17V147H16ZM45 148L47 149L48 147H45ZM45 148H43V152L48 150V149L46 150ZM54 148L56 149V147H54ZM57 148H58V146H57ZM61 148H62V147H61ZM113 148H114V147H113ZM115 148H116V147H115ZM117 148H118V147H117ZM123 148H124V147H123ZM131 148L133 149V147H130L129 149H131ZM142 148H143V147H142ZM142 148H141V149H142ZM152 148H153V147H152ZM155 148H156V147H155ZM159 148H160V147H159ZM159 148H157V149L159 150ZM162 148H161V149H162ZM243 148H244V147H243ZM246 148H245V149H246ZM259 148H258V149H259ZM106 149H107V148H106ZM106 149H105V150H106ZM141 149H140V151H142ZM148 149H149V148H148ZM150 149H151V147H150ZM157 149H155V150H157ZM174 149H175V148H174ZM177 149H178V148H177ZM207 149H208V150H207ZM247 149H248V148H247ZM247 149H246V150H247ZM56 150H57V149H56ZM59 150H60V149L58 148V151H59ZM99 150H100V149H99ZM103 150H104V149H103ZM121 150H122V149H121ZM123 150H125V148H124ZM127 150H128V149H127ZM145 150H146V149H145ZM152 150H153V149H152ZM163 150H162V151H163ZM210 150H211L212 152L215 151V150L213 151L212 149H210ZM239 150H240L241 152H240ZM252 150H253V149H252ZM255 150H256V149H255ZM4 151H5V150H4ZM4 151H3V152H4ZM32 151H34V150H32ZM101 151H102V150H101ZM114 151H115V153L118 152V153H117L118 156L120 155V154H119V151H120V150L117 149V151H116V149H115ZM135 151H136V150H135ZM138 151H139V150H138ZM148 151H150V150H148ZM148 151L146 150V152H148ZM153 151H154V150H153ZM168 151H169V150H168ZM176 151H178V150H176ZM211 151H210V153H211V155H212L213 153H212ZM217 151H215L214 154L212 155L213 159H214V157L217 155ZM219 151H220V150H219ZM231 151H232V152H231ZM242 151H243V152H242ZM10 152H11V151H10ZM37 152H38V151H37ZM41 152H42V150H40V153H41ZM43 152H42V153H43ZM53 152H54V151H53ZM108 152H109V151H108ZM124 152H125V151H124ZM133 152H134V151H133ZM155 152H156V151H155ZM204 152H205V153H204ZM208 152H209V151H208ZM233 152H234V154H233ZM235 152H237L236 155H235ZM247 152H248V151H247ZM247 152H246V156L244 155L243 157H244V158L248 157V159H250V157H252V156H251L252 153H250L251 155H249V152H250V151L248 152V154H247ZM258 152H259V151H258ZM7 153H8V152H7ZM11 153H12V152H11ZM51 153H52V152H51ZM51 153H50V155H51ZM54 153H55V152H54ZM54 153H53V154H54ZM109 153H110V152H109ZM126 153H128V152H126ZM153 153H154V152H153ZM215 153H216V154H215ZM219 153H218V154H219ZM242 153H243V154H242ZM3 154H4V153H3ZM32 154H33V153H32ZM44 154H45V152H44ZM57 154H60V153L57 152ZM117 154H116V155H117ZM128 154H129V153H128ZM136 154H137V153H136ZM136 154L132 155V158L129 157V156H131V155H129V156L127 155L129 159H128L126 156H125V158H123V157H124V154H122V157H121V158L118 157V159H119V158H120V159L123 158L122 161H123L124 163L120 165L121 160H120V162H119V160L117 159V157H114L115 155H113V154L111 153V155L109 154V161H110V162H109V161L107 162V160H106L107 157H106L105 159H103V160H101V161H104L103 163L106 162L107 164H103V163L101 164V162H100V164H101V166H102V165H103V166H104V165H105V166H106V165L108 166L109 163L112 164L113 162H115V163L119 162L117 166H119V168H120V166H126V165L128 164L127 162H130L132 159H133L132 161H134L135 158H133V156L135 157ZM141 154H142V153H141ZM150 154H151V153H150ZM155 154H158V153H155ZM155 154H154V156H156ZM164 154H165V153H164ZM164 154H163V155H164ZM207 154H208V153H207ZM207 154H206V157L209 156L208 158H211V155H210V154L207 155ZM112 155H113V156H112ZM125 155H126V154H125ZM163 155H162V156H163ZM165 155H166V154H165ZM195 155H196V154H195ZM247 155H249L250 157L247 156ZM0 156H1V155H0ZM2 156H3V155H2ZM102 156H103V155H102ZM137 156H138V155H137ZM139 156H141V155H139ZM148 156H149V155H148ZM157 156H158V155H157ZM168 156L170 157V156H172V155H169V154L166 155V157H168ZM193 156H194V155H193ZM197 156H198V155H197ZM219 156H220V155H217L218 160H219ZM241 156H240V157H241ZM54 157H55V155H54ZM56 157H57V155H56ZM63 157H64V156H63ZM113 157L115 158V160H114L113 162H111V159H112ZM152 157H153V156H152ZM159 157H160V156H159ZM163 157H165V156H163ZM172 157H173L174 159L177 158V156H176V157L172 156ZM180 157H181V156H180ZM199 157H200V155H199ZM240 157L238 156V158H237L238 161H239ZM11 158H12V157H11ZM11 158H10V159H11ZM33 158H34V157H33ZM52 158H53V157H52ZM58 158L61 159V157H58ZM102 158H103V157H102ZM110 158H111V159H110ZM114 158H113V159H114ZM220 158L222 159V155H221ZM235 158H234V159H235ZM241 158H242V157H241ZM252 158H253V159H250L251 161L256 160V159H254V156H253ZM35 159H36V158H35ZM46 159H47V158H46ZM93 159H94V158H93ZM116 159L118 160L117 162H116ZM126 159H127V160H126ZM170 159H171V158H170ZM170 159H169V160H170ZM178 159H179V157H178ZM178 159H177V160H178ZM193 159H195V158H193ZM196 159H197V158H196ZM196 159H195V160H196ZM215 159H216V158H215ZM221 159H220V160H221ZM258 159H259V162L262 161V160L260 161V158H258ZM258 159H257V160H258ZM11 160H12V159H11ZM13 160H14L13 163H15V162H16V157H15V159H13ZM64 160H65V159H64ZM105 160H106V161H105ZM125 160H126V162H125ZM159 160H160V159H159ZM164 160H165V158H164ZM199 160H200V159H199ZM216 160H217V159H216ZM231 160H233V159H231ZM242 160H243V158L240 160V162H242ZM245 160H246V159H245ZM9 161H10V160H9ZM48 161H50V158L48 159ZM57 161H58V160H57ZM132 161H131V163H133ZM208 161H209V160H208ZM213 161H214V160H213ZM223 161H224V160H223ZM229 161H228V162H229ZM234 161H235V160H234ZM234 161H233V164L229 163V164H231V165H228V166H230V167L235 166V165H234ZM236 161H237V160H236ZM236 161H235V164L238 163V162L236 163ZM246 161H248V160H246ZM36 162H37V161H36ZM51 162H52V161H51ZM59 162H61V161H59ZM93 162H94V161H93ZM98 162H99V161H98ZM196 162H197V161H196ZM231 162H232V161H231ZM243 162H244V161H243ZM249 162H250V161H249ZM8 163H9V162H8ZM8 163H7V164H8ZM47 163H49V162H47ZM57 163H58V162H57ZM57 163H56V164H57ZM96 163H97V162H96ZM125 163H126V164H125ZM161 163H162V162H161ZM163 163H167V162L164 161ZM178 163H179V162H178ZM197 163H198V162H197ZM261 163H262V162H261ZM50 164H51V163H50ZM98 164H99V163H98ZM111 164H109V165H111ZM113 164H114V163H113ZM113 164H112L111 166H113ZM124 164H125V165H124ZM129 164H130V163H129ZM188 164H189V163H188ZM194 164H195V163H194ZM215 164H216V163H215ZM222 164H223V163H222ZM254 164H255V163H254ZM34 165H35V164H34ZM96 165H97V164H96ZM114 165H116V164H114ZM147 165H148V164H147ZM166 165H167V164H166ZM200 165H201V164H200ZM205 165H206V164H205ZM225 165H226V164H225ZM225 165H224V166H225ZM237 165H238V164H237ZM240 165H242V164L239 163V166H238V167H240ZM258 165H259V164H258ZM39 166H40V165H39ZM71 166H72V165H71ZM71 166H70V167H71ZM74 166H75V165H73V167H74ZM105 166H104V167H105ZM111 166H108V167H111ZM170 166H171V165H170ZM172 166H173V168H174V165H172ZM201 166H203V165H201ZM201 166H200V168H201ZM209 166H210V165H209ZM249 166H250V165H249ZM260 166H261V164H260ZM8 167H9V166H8ZM11 167H16V166H15V165H12V166H10L9 168L11 169ZM17 167H18V166H17ZM17 167H16V168H17ZM35 167H36V166H35ZM41 167H42V166H41ZM48 167H50V166H48ZM51 167H52V166H51ZM56 167H57V166H56ZM115 167H116V166H115ZM211 167H212V166H211ZM242 167H244V166H242ZM261 167H263V164H262ZM9 168H8V169H9ZM19 168L23 171V172L21 173V175H22L21 177H23L22 179H25V177H27V176L25 175V173L28 171V170L26 169V166H24L25 170H24L23 167H22V168H21V167H18L17 170L14 169L16 173H17V171H18V173H19V170H20ZM45 168H46V167H45ZM74 168H75V167H74ZM74 168H71V169H74ZM97 168H98V166H97ZM105 168H106V167H105ZM119 168H118V169H119ZM122 168L124 169V167H122ZM197 168H198V164H197ZM204 168H205V167H204ZM212 168H213V167H212ZM218 168H220V167H218ZM222 168H223V167H222ZM251 168H252V167H251ZM263 168H264V167H263ZM36 169H38V168H36ZM43 169H44V168H43ZM46 169H47V168H46ZM101 169H102V168H101ZM111 169H112V168H111ZM114 169H115V168H114ZM192 169H193V168H192ZM195 169H196V168H195ZM202 169H203V167H202ZM225 169L228 170V168H224V172H225ZM239 169H240V168H239ZM249 169H250V168H249ZM30 170H31V169H30ZM52 170H53V169H52ZM103 170H104V169H103ZM198 170H199V169H198ZM207 170H208V169H207ZM207 170L205 169L206 172H207ZM211 170H212V169H211ZM237 170H238V169H237ZM255 170H256V168H255ZM258 170H260V169H258ZM24 171H25V173H24ZM31 171H32V170H31ZM38 171H39V170H38ZM71 171H72V170H71ZM73 171H74V170H73ZM205 171H204V172H205ZM214 171H215V170H214ZM228 171H229V170H228ZM242 171H243V170H242ZM263 171H264V169H263ZM10 172H11V171H10ZM15 172H14V174H15ZM28 172H29V171H28ZM32 172H33V175H35L36 171H35V173H34V171H32ZM32 172H31V173H32ZM42 172H45V171H42ZM51 172H53V171H51ZM74 172H75V171H74ZM165 172H166V171H165ZM229 172H230V171H229ZM231 172H232V171H231ZM237 172H238V171H237ZM258 172H259V171H257V174H258ZM18 173H17L16 175L13 174L14 178H15V176H17V175H18V177H20V174H18ZM37 173H38V172H37ZM49 173H50V172H49ZM49 173H48V175H50ZM75 173H76V172H75ZM190 173H191V172H190ZM208 173H211V172H208ZM222 173H223V172H222ZM252 173H253V171H252ZM57 174H58V173H56V175H57ZM64 174H65V173H64ZM73 174H74V173H73ZM92 174H93V173H92ZM211 174H212V173H211ZM216 174H217V172H216ZM236 174H237V173H236ZM257 174H256V175H257ZM24 175H25V176H24ZM27 175H30V174L28 173ZM33 175H32V176H33ZM36 175H37V174H36ZM38 175H41V174H40V171H39ZM42 175L48 178L46 172H45V173H42ZM42 175H41V176H42ZM59 175H60V174H59ZM59 175H57V176H59ZM98 175H99V174H98ZM221 175H222V174H221ZM8 176H9V175H8ZM51 176H52V175H51ZM79 176H81L80 179H82L83 174H80ZM79 176L76 175V174H74V177H78V178H79ZM94 176H95V175H94ZM96 176H97V175H96ZM21 177L19 178V180L16 178V180L20 181L19 183H21V180H22ZM29 177H31V176H29ZM38 177H39V176H38ZM71 177H72V175H71ZM178 177H179V176H178ZM193 177H194V176H193ZM197 177H198V176H197ZM203 177H204V176H203ZM210 177H214L215 180H216V178H217V179L219 178L218 180H220V178H221L222 176L218 177V175H217L216 177H215V176H210ZM210 177H209V178H210ZM41 178H42V177H41ZM78 178H77V180H78ZM83 178H84V177H83ZM98 178H100V177L98 176ZM194 178H195V177H194ZM207 178H208V177H207ZM207 178H206V181H208ZM26 179H27V178H26ZM71 179H72V178H71ZM84 179H85V178H84ZM173 179H176V177L173 178ZM177 179H178V178H177ZM192 179H193V178H192ZM204 179H205V178H204ZM214 179H213V181H212L213 184H214V182H215ZM222 179H223V178H222ZM222 179H221V180H222ZM225 179H226V177H225ZM227 179H228V178H227ZM14 180H15V179H14ZM73 180H74V178H73ZM89 180H90V178H89ZM95 180H96V179H95ZM99 180H100V179H99ZM103 180H104V179H103ZM200 180H201V179H200ZM200 180H199V182H201ZM9 181H10V180H9ZM25 181H26V180H25ZM27 181H28V180H27ZM27 181H26V182H27ZM50 181H51V180H50ZM57 181H58V180H57ZM78 181H79V180H78ZM85 181H87V179H86ZM85 181H82V182L84 183ZM90 181H91V180H90ZM100 181H101V180H100ZM190 181H191V180H190ZM195 181H196V179H195ZM204 181H205V180H204ZM204 181H203V182H204ZM210 181H211V179H210ZM210 181H209V182H210ZM12 182H13V181H12ZM76 182H77V181H76ZM177 182H178V181H177ZM193 182H194V180H193ZM193 182H192V183H193ZM199 182H197V183H199ZM209 182H208V183H209ZM216 182H217V181H216ZM220 182H221V181H220ZM13 183H14V182H13ZM19 183L16 182V183H14V184H19ZM27 183H30V182L28 181ZM73 183H74V182H73ZM78 183H80V184L82 185L81 182H78ZM91 183H92V181H91ZM93 183H94V182H93ZM93 183H92V184H93ZM97 183H98V182H97ZM171 183H172V182H171ZM178 183H179V182H178ZM187 183H188V182H187ZM24 184H26V183L24 182ZM30 184H31V186H32V182H31ZM30 184H28V185H30ZM46 184H47V183H46ZM74 184H75V183H74ZM74 184H73V185H74ZM76 184H77V183H76ZM76 184H75V187H76V189L78 190ZM84 184H85V183H84ZM194 184H195V183H194ZM206 184H207V183H206ZM73 185H72V186L70 185V186L73 188V187H74ZM88 185H89V184H88ZM88 185L86 184V185H85V188H86ZM102 185H103V184H102ZM179 185H180V184H179ZM179 185H177V186L179 187V188H178V189H179L178 191H182L181 189H182V186H184V184H183L182 186H179ZM192 185H193V184H192ZM200 185H201V184H200ZM209 185H211V184H209ZM31 186H28V187L30 188ZM54 186L56 187V186H57V183L54 184ZM70 186H69V188H70ZM95 186H96V185H94V186H93L94 188H92V189H94V190H96V191H98V190L100 189L99 187H102L101 185H100V186H99V185L96 186V187H98V188H97L98 190H97V189H95ZM170 186H171V185H170ZM177 186H176V184H175V187H171V189L174 188V190H173L174 193L178 194L177 196L175 195V196L177 197V198H176V201L179 200V198H181V197H179V192H176L177 189L175 190V188H176ZM196 186H197V188H198V189L196 188L197 191H198L197 193H199V192H200V193H199V194L196 193L195 196H194V194H191L192 196L189 194V196H190L191 198L194 196V197L192 198L193 200L196 199V198H197L198 200L201 199V202H200V203H202V202H203L202 200L204 199L203 196H202V192H203V191H202V192L199 191V188H200L201 186L199 187V185H195V187H196ZM227 186H228V185H227ZM253 186H254V185H253ZM21 187H23V186H21ZM24 187H25V186H24ZM28 187H26V188H28ZM78 187H80V185H78ZM180 187H181V189H180ZM186 187H187V186H186ZM186 187H184L183 189L185 190ZM195 187L193 188L194 191H196ZM210 187H211V186H210ZM18 188H19V186L17 187V190H18ZM51 188H52V187H51ZM69 188H67V193H69V192L71 191V189H72V188H71V189H69ZM81 188H82V190H84L83 185H82ZM187 188H188V187H187ZM228 188H229V187H228ZM5 189H6V188H5ZM14 189H15V188H14ZM20 189H21V188H20ZM58 189H59V190H58ZM58 189H56V191L54 190L55 197H56V193H58V194L60 195V194L63 192L62 195L64 194V191H62V190H64V189H61V188H58ZM86 189H88V188H86ZM171 189H170V190H171ZM188 189H189V188H188ZM188 189H187V190H188ZM201 189H202V188H201ZM201 189H200V190H201ZM206 189H207V190H208V189L210 190V188H205L204 190H206ZM213 189H215V188H213ZM72 190H74V189H72ZM77 190H76L75 192H77ZM202 190H203V189H202ZM14 191H15V190H14ZM59 191H61V192H59ZM68 191H69V192H68ZM79 191H80V194H81V189L78 190V193H79ZM191 191H192V190H191ZM6 192H7V191H6ZM9 192H10V191H9ZM11 192H12V191H11ZM52 192H53V191H52ZM72 192H74V191H72ZM83 192H84V191H83ZM17 193H19V192H17ZM46 193H47V192H46ZM78 193H77V194H78ZM170 193H171V192H170ZM170 193L168 192L167 196L170 195ZM189 193H190V192H189ZM211 193H212V192H211ZM214 193H215V192H214ZM9 194H10V193H9ZM77 194H76V193H74V194L71 193V195L76 196V197L72 196L71 198H73V199L75 198V200H76V198H77V200H78V197H80L82 194H81L80 196H78L79 194H78V195H77ZM200 194H201V195H200ZM207 194H208V192H207ZM212 194H213V193H212ZM47 195L49 196V193H48ZM47 195H45V196H47ZM50 195H51V194H50ZM52 195H53V194H52ZM71 195H70V193H69L68 196L70 197ZM171 195H172V194H171ZM184 195H185V194H184ZM7 196H9V195H7ZM13 196H14V195L12 194V197H13ZM16 196H17V195H16ZM16 196H15V197H16ZM18 196H19V194H18ZM20 196H21V195H20ZM20 196H19V197H20ZM57 196H58V195H57ZM172 196H173V195H172ZM186 196H187V195H186ZM189 196H188V197H189ZM196 196H197V197H196ZM19 197H18V198L16 197L15 201L13 200L14 202H11V203H10V201H8V202H9L10 204H12V203H14V204H15V203H18V202H20L22 196H21L20 198H19ZM23 197H24V196H23ZM26 197H28V200H29V198H30L31 196H26ZM52 197L55 198L54 195H53ZM165 197H166V196H165ZM183 197H184V196H183ZM188 197H187V198H188ZM190 197H189V199H190ZM205 197H206L207 199H209L207 195H206ZM7 198L10 199V197H7ZM13 198H14V197H13ZM24 198H25V197H24ZM57 198H58V197H57ZM66 198H67V196L65 197V199H66ZM166 198H168V199L170 200V199H172L173 197L169 196V197H166ZM166 198H165V200L167 201ZM17 199H19V201H18ZM45 199L47 200V198H45ZM60 199H61V198H60ZM65 199H64V200H65ZM192 199H191V200H192ZM10 200L12 201V198H11ZM16 200H17V201H16ZM26 200H27V199H26ZM26 200H25V202L28 201V200H27V201H26ZM49 200H50V199H49ZM75 200H73V201L71 200L70 203L74 204L73 202H74ZM181 200H182V199H181ZM183 200H184V203H185V201H187V200H186V197H185ZM198 200H197V201H198ZM210 200H211V199H210ZM210 200H209V203H211ZM230 200L232 201V198H230ZM230 200H229V201H230ZM235 200H236V199H235ZM238 200H239V199H238ZM5 201H6V198H5L4 202H5ZM50 201H51V200H50ZM59 201H60V200H59ZM176 201H175V203L177 204ZM197 201L195 200V202H197ZM226 201L228 202V200H226ZM233 201H234V200H233ZM233 201H232V202H233ZM243 201H245V200L243 199L241 202H240V200H239V203H236V207H234V206H235V204H234V205H233V208H232V203H229V202H228V204H230V206H229L230 208H227V210L229 209L231 212L234 211L233 214H235V212L237 213L238 210L236 211V208H237V207L239 208V205H241L240 207H241V209H242ZM257 201H258V200H257ZM260 201H261V200H259V202H260ZM4 202H3V204H4ZM21 202H22V200H21ZM30 202H31V203H34V200L32 199ZM51 202H54V201H51ZM60 202H61V201H60ZM68 202H69V201H68ZM168 202H169V201H168ZM168 202H166V203H168ZM195 202H194V203H195ZM204 202H205V201H204ZM204 202H203V203H204ZM235 202H236V201H234V203H235ZM237 202H238V201H237ZM247 202H248V201H247ZM5 203H7V201H6ZM31 203H30V204H31ZM47 203L49 204L50 202H47ZM159 203H160V202H159ZM159 203H158V205H159ZM161 203H162V202H161ZM161 203H160V204H161ZM175 203H174L173 205L177 208V206L175 205ZM178 203H179V202H178ZM186 203L189 204L190 207L192 206V208H193V206H194V205H192L193 203H192V204H190V202H189V203L186 202ZM225 203H226V202H225ZM241 203H242V204H241ZM244 203L246 204V202H244ZM249 203H250V202H249ZM249 203H248V204H249ZM7 204H8V203H7ZM35 204H38V203H35ZM42 204H44V203H42ZM164 204H165V203L163 202V205H164ZM171 204H172V203H171ZM171 204H168V205H167V206H168L167 209L172 210V208L169 207V206H171ZM180 204H181V203H180ZM187 204H186V205H187ZM195 204L197 205L198 203H195ZM257 204H258V203H257ZM158 205H157V206H158ZM161 205H162V204H161ZM165 205H166V204H165ZM181 205H182V204H181ZM181 205H180V206H181ZM183 205H185V204H183ZM201 205H203L204 210H205L207 207H208V208L210 207L208 204H206L205 207H204V204H201ZM201 205H200L199 208L203 210V208H202ZM207 205H208V206H207ZM211 205L213 206V208L216 207V206H217V207L219 206L218 204H216V205L214 206L213 203H212ZM224 205H225V204L223 203V206H224ZM237 205H238V206H237ZM197 206H199V204H198ZM197 206H196V208H195V206H194L195 209H194V208H193V209H190V210H189V211H190L189 213H193V212H196V211H197V213L200 212V211H198ZM225 206H226V205H225ZM243 206H244V205H243ZM245 206H248V205H245ZM249 206H250V205H249ZM175 207H173V208L175 209ZM188 207H189V206H188ZM190 207H189V208H190ZM217 207H216V210H217ZM156 208H157V210L153 211L155 215L157 214L156 212H158V207H156ZM162 208H163V207L161 206V208H160L161 211L164 210V211H163V214H162V215H163L162 217H163L164 220H165L166 215H167L168 213H171L172 211H174V209H173L171 212H170V210H167V211H168V213H167V212L165 211L166 208H163V209H162ZM178 208L181 209L180 207H178ZM182 208H183V207H182ZM189 208H187V209H189ZM208 208H207V209H208ZM219 208L221 209V206H220ZM219 208H218V209H219ZM225 208H226V207H225ZM225 208H224V209H225ZM243 208H245V207H243ZM246 208H247V207H246ZM255 208H256V207H255ZM179 209H176V210H179ZM184 209H185V208H184ZM184 209H183V210H184ZM207 209H206V210H207ZM214 209H215V208H214ZM214 209H213V212H212V211H211V212H210V211L207 212L208 214L203 210L204 212H202V213L200 212L198 215L201 214L202 217H203V213H205V215H206V214L209 215V213H210V214H211V213H216V212H215L216 210H214ZM239 209H240V208H239ZM259 209H260V208H259ZM176 210H175V211H176ZM181 210H182V209H181ZM181 210L178 211V213L181 212ZM202 210H201V211H202ZM221 210H223V209H221ZM221 210H219V211H221ZM229 210H228V212H229ZM242 210H244V209H242ZM248 210H249V209H248ZM251 210H252V209H251ZM159 211H160V210H159ZM185 211L187 212L188 210H185ZM207 211H208V210H207ZM254 211H255V209H254ZM263 211H264V210H263ZM164 212H165L166 214H164ZM222 212H223V211H222ZM158 213L160 214L161 212H158ZM178 213L176 214L177 216L175 215V217H178V215H180V213H179V214H178ZM217 213H220V212H218V210H217ZM225 213H226V212H225ZM238 213H239V215H240V212H238ZM245 213H246V212H245ZM247 213H248L249 216H250V215H251V216L253 215V214H249V212H247ZM257 213H258V212H257ZM41 214H43V212H41ZM173 214H174V213H173ZM181 214H182V212H181ZM184 214H186V216L189 215V214H187V213H184ZM184 214H183V215H184ZM195 214H196V213H195ZM221 214H223V213H221ZM229 214H230V213H229ZM233 214H231V215H232L233 218H234L235 215H233ZM45 215H46V214H45ZM193 215H194V214H193ZM212 215H213V214H212ZM212 215H209V216H212ZM214 215H215V216H218V214H214ZM223 215H224V214H223ZM227 215H228V214H227ZM227 215L225 216L226 219L228 218V216H231V215H228V216H227ZM246 215H247V214H246ZM246 215H243V216H246ZM164 216H165V217H164ZM167 216H168V215H167ZM170 216L172 217L173 215L170 214ZM196 216H197V215H196ZM232 216H231V218H232ZM237 216H238V214H237ZM44 217H45V216H44ZM173 217H174V216H173ZM190 217H191V218H190ZM192 217H193V216H190V215H189V217L187 216V218H188V220H190V222H192L191 219L194 218V217H193V218H192ZM198 217H199V216H198ZM205 217H206V216H205ZM212 217H213V216H212ZM252 217H254V215H253ZM166 218H167V217H166ZM168 218H169V220L171 221V218H170V217H168ZM178 218H179V217H178ZM178 218H177V219H178ZM182 218H183V217H182ZM189 218H190V219H189ZM196 218H197V217H196ZM196 218H194V219H196ZM219 218L221 219L222 217H219ZM238 218H239V217H238ZM242 218H243V217H242ZM250 218H251V217H250ZM257 218H258V217H256V218L254 217V218H251V220H252V219H253V220H254V219L257 220ZM172 219H173V218H172ZM177 219H175V220H176L178 223H180V222L182 221V220H181V221L179 222V220H177ZM179 219H180V218H179ZM229 219H230V218H228V220H229ZM234 219H235V218H234ZM246 219H249V218H246ZM151 220H152V219H151ZM183 220H184V219H183ZM188 220H187V222H189ZM231 220H232V222L234 221L233 219H231ZM251 220H247V221H250L249 223L252 225V221H251ZM159 221H160V220H159ZM162 221H163V220H162ZM166 221H167V219H166ZM229 221H230V220H229ZM229 221H228V222H229ZM236 221H237V220H236ZM257 221H258V220H257ZM174 222H175V221H174ZM190 222L188 223V227L190 228V226H191V228H192V226L195 224V222L193 223V225H190ZM224 222H225V219H224ZM228 222H227V223H228ZM239 222H240V221H239ZM244 222H246V221H244ZM183 223H184V222L182 221L181 224H179V225L181 226ZM225 223H226V222H225ZM225 223H224V224H225ZM247 223H248V222H247ZM174 224H175V223H173V225H174ZM185 224H186V223H185ZM229 224H231V222H230ZM242 224H243V223H242ZM244 224H245V223H244ZM258 224H259V225H260V224H264V216L259 220V223L256 222V224H255L256 227H261V226H259ZM154 225H156V224H154ZM176 225H177V224H176ZM183 225H184V224H183ZM220 225H221V224L219 223V226L217 225V227L220 228ZM226 225H227V224H225V226H226ZM234 225H235V224L233 223V226H234ZM246 225H247V228H246V229H249V224H245V227H246ZM255 225H254V226H255ZM222 226H223V224H222ZM225 226H223V228L221 227V228H220L221 230H220V229H217L218 231H220L219 234H217V235L220 236V238L222 239V242H223V240L225 239V236L227 235V234H226V230H225V228H224ZM235 226H236V225H235ZM254 226H253V227H254ZM173 227L175 228V226H173ZM173 227H171V228H173ZM183 227H184V228H183ZM183 227H180V228H181V229L183 228L182 230H184V229H185V225H184ZM186 227H187V226H186ZM188 227H187V228H188ZM194 227H195V225L193 226V228H194ZM200 227H201V226H200ZM217 227H216V228H217ZM245 227H244V229H245ZM253 227H252V228H253ZM256 227H255V228H256ZM171 228H169V230H170ZM189 228H188V230H189ZM229 228H230V227H229ZM175 229H176V228H175ZM175 229H174V230H175ZM181 229H180V232H182ZM195 229H198V228H195ZM242 229H243V228H242ZM244 229H243V230H244ZM246 229H245V232H243L244 236H246V234L248 233V232L246 233V231H248V230H246ZM261 229H262V228H261ZM261 229H260V230H261ZM165 230H166V229H165ZM172 230H173V229H171V231H172ZM174 230H173V232H174ZM176 230H177V229H176ZM188 230L185 229L183 232L188 231ZM192 230H193V229H192ZM230 230H231V229H230ZM243 230H242V231H243ZM252 230H253V229H252ZM255 230H256V229H255ZM178 231H179V229L177 230L176 234H173V235L176 236L177 233H178ZM218 231H215V230H214L213 233H214V232H218ZM242 231H241V232H242ZM257 231H258V230H257ZM261 231H262V230H261ZM191 232H192V231H191ZM227 232H228V231H227ZM263 232H264V231H263ZM153 233H154V232H153ZM186 233H187V232H186ZM193 233H194V231H193ZM193 233H192V236H193V237H196ZM249 233H250V232H249ZM252 233H253V231H252ZM257 233H258V232H257ZM260 233H261V232H260ZM163 234H164V233H163ZM163 234H161V235H163ZM168 234H169V233H168ZM168 234L165 235L164 237L167 236V237L169 238ZM170 234H171V233H170ZM230 234H231V233L229 232L228 235H230ZM243 234H241V235L243 236ZM183 235L186 236V234H183ZM183 235H182V237H183ZM187 235H188V234H187ZM190 235H191V234H189V236H190ZM196 235H197V234H196ZM199 235H200V234H199ZM199 235H198V236H199ZM215 235H216V234L214 233V236H215ZM217 235H216V236H217ZM241 235L238 234L237 237H238V236L240 237ZM250 235L252 236L251 233H250ZM263 235H264V234H262V236H263ZM149 236H150V235H149ZM155 236H156V235H155ZM192 236H190V237H192ZM232 236H233V235H232ZM244 236H243L241 239H238L239 237L237 238L236 235H235L234 237L236 238V240H234V239L232 240L230 237H229V239L232 240L233 243H235L234 241H237V239H238V241H241L240 243L243 244L242 242H244V241L246 240V239L244 238ZM247 236H248V234H247ZM251 236H249V237H251ZM153 237H154V235H152V238H153ZM158 237L160 238V236H158ZM164 237L162 236V238H164ZM190 237H189V238H190ZM202 237H203V235H202ZM202 237H201V238H202ZM234 237H233V238H234ZM252 237H253V236H252ZM168 238H167V240H169ZM173 238L175 239V237H173ZM173 238H172V239H173ZM176 238L179 239V233H178V237L176 236ZM184 238H185V237H184ZM187 238H188V237H187ZM189 238H188V242H189ZM198 238H199V237H198ZM212 238H213V237H212ZM220 238L217 237L218 240H221ZM253 238H254V237H253ZM253 238H251V239H253ZM255 238H256V240H258V239H257V236H256ZM155 239H157V238L155 237ZM178 239H176V240H178ZM191 239H193V241L195 240V238H191ZM196 239H197V238H196ZM214 239H215V238H214ZM214 239H213V240H214ZM227 239H228V237H227ZM229 239H228L227 241L230 242ZM242 239H245V240L243 241ZM247 239H249V240H247V241H248V242L250 241L251 244H250V243H249V244H250L251 246L249 247V245H248L247 243H245V242H247V241H245L244 244H246V245H248V246L244 245V246H245V247L243 246L244 249H245L246 247H247V248H250V249L253 247V250H252V251H254L255 248H256V246H257V245H255V244H257V242H256V243H255L254 241L251 242V239H250V238H247ZM263 239H264V237H263ZM151 240H152V239H151ZM197 240H198V239H197ZM253 240H254V239H253ZM137 241H139V240H137ZM146 241H147V240H146ZM154 241H155V240H154V238H153V242H154ZM157 241H158V240H157ZM169 241H170V240H169ZM174 241H175V240H174ZM191 241H192V240H191ZM209 241H210V240H209ZM216 241H217V240H216ZM216 241L214 240V242H216ZM227 241H226V242H227ZM232 241H231V242H232ZM238 241H237L236 243H238ZM178 242H179V241H178ZM188 242H187V243H188ZM214 242H213V243H214ZM261 242H262V241H261ZM261 242H260V244H261L262 246L260 245V248L264 249V248H263V247H264V246H263L264 243H263V242L261 243ZM158 243H159V242H158ZM172 243H173V242H172ZM192 243H194L193 246H195V245H196L195 243H197V242L194 241V242H192ZM192 243H190V244H192ZM213 243H212V244H213ZM219 243H221V242H219ZM140 244H141V243H140ZM170 244H171V243H170ZM170 244H169V245H170ZM174 244H177V243L174 242ZM184 244H185V243H184ZM222 244L224 245L225 242L222 243ZM222 244H220L221 247H222V248H225V246H223ZM167 245H168V243H167ZM188 245H189V244H188ZM252 245H255V246H252ZM133 246H135V245L133 244ZM133 246H132V249H133ZM137 246H138V245H137ZM184 246H185V245H184ZM198 246H200V245H198ZM135 247H136V246H135ZM135 247H134V248H135ZM143 247H145V246H143ZM186 247H187V245H186ZM190 247H191V246H190ZM195 247H197V245H196ZM231 247H232V246H231ZM254 247H255V248H254ZM258 247H259V246H258ZM176 248H177V247H176ZM187 248H188V247H187ZM187 248H186V249H187ZM197 248H198V247H197ZM145 249H146V248H145ZM163 249H164V248H163ZM165 249H166V248H165ZM170 249H171V247H170ZM191 249H192V247H191ZM193 249H194V247H193ZM234 249H235V247H234ZM241 249H242V248H241ZM244 249H243V250H244ZM257 249H258V252L262 250V249H259V248H257ZM139 250H140V249H139ZM150 250H151V249H150ZM150 250H149V251H150ZM188 250H190V249H188ZM188 250H187V251H188ZM238 250H240V249H238ZM187 251H185V252H187ZM194 251H195V249H194ZM241 251H242V250H241ZM241 251H240V252H241ZM245 251L247 252V253H246L247 255H249L250 253H252V252L249 251L248 249H247V250H244V252H245ZM263 251H264V250H263ZM150 252H151V251H150ZM161 252H162V250H161ZM192 252H193V250H192ZM192 252H188V253H192ZM196 252H197V250H196ZM196 252H195V253H196ZM249 252H250V253H249ZM142 253H143V252H142ZM165 253H166V252H165ZM179 253H181V252H179ZM195 253H192V254H190V255H191V256L194 255L193 257H196L195 255H197V253H196V254H195ZM256 253H257V252H256ZM135 254H136V252H135ZM168 254H170V253L168 252ZM186 254H187V253H186ZM237 254H238V253H237ZM244 254H245V253H244ZM260 254H261V253L259 252L258 255H259V257L261 258V255H262V254H261V255H260ZM173 255H174V254H173ZM187 255H188V254H187ZM187 255H186V256H187ZM234 255H235V254H234ZM238 255H239V254H238ZM247 255H244V256H242V257H241V255H240V258H241V259H242V258H245V257L248 258ZM255 255H256V254H255ZM255 255H254V257H253V256H252V257H253L254 259H257V258H258V255H256L257 258H255V257H256ZM146 256H147V255H146ZM191 256H188L187 259H189V257L191 258ZM198 256L200 257V254H198ZM235 256H236V255H235ZM250 256H251V255H250ZM250 256H249V257H250ZM262 256H264V255H262ZM169 257H171V256H169ZM193 257H192V258H193ZM236 258H237V257H236ZM263 258H264V257H263ZM168 259H169V258H168ZM194 259H195V258H194ZM196 259H197V257H196ZM233 259H234V258H233ZM249 259H250V258L245 259V260L248 261ZM254 259H253V260H254ZM258 259H259V258H258ZM258 259L253 261L252 258H251V260L253 261L252 264H253V263L258 264V263H259V260H261V259H259V260H258ZM170 260H172V259H170ZM190 260H192V259H189V261H190ZM251 260H250V262H251ZM262 260H263V259H262ZM168 261H169V260H168ZM257 261H258V263H257ZM180 262H181V261H180ZM187 262H188V260H187ZM248 262H249V261H248ZM260 262H264V260H263V261H260ZM176 263H177V262H176ZM192 263H193V262H192ZM192 263L190 262V264H192ZM222 263L224 264V262H222ZM245 263L247 264L246 261H245ZM245 263L243 262V264H245ZM178 264H179V263H178ZM182 264H183V263H182ZM184 264H185V263H184ZM236 264H237V263H236ZM239 264H240V262H239ZM248 264H249V263H248ZM259 264H260V263H259ZM261 264H263V263H261Z\"/></svg>",
    "mask_w": 264,
    "mask_h": 264
}]
</instances>
